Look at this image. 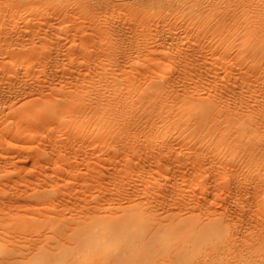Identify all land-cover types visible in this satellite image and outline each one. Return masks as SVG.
Listing matches in <instances>:
<instances>
[{"label":"bare ground","instance_id":"1","mask_svg":"<svg viewBox=\"0 0 264 264\" xmlns=\"http://www.w3.org/2000/svg\"><path fill=\"white\" fill-rule=\"evenodd\" d=\"M49 1V0H48ZM54 2H56L55 0H53ZM63 2V0H60V2ZM70 1H72V0H70ZM75 2H76V4L74 3V5H75V7H74V10L76 9L77 10V8H76V5H77V7H78V9H79V11L77 10V12L78 13H80V15H81V13H86V15H87V17H89L90 19L89 20H91L90 22H91V25L93 24V26L95 27V28H97L98 30H94L95 28L92 26V28H94V29H91V26H90V28L89 29H91V30H94V32H96V34H99L100 36L101 35H103V34H107V32H106V30H105V28H104V23H105V21H106V19L108 18V16L110 15V13H111V11H110V13H109V15H108V12H107V15H105V16H107V18L106 17H103L104 16V13H103V16H100L99 15V12H98V10H101V11H104V9H101V8H104V6L106 7V6H108L107 7V9L110 7V6H114V8L115 7H117L118 8V6H120V2H118V0H74ZM121 1V0H120ZM122 1H124V0H122ZM121 1V2H122ZM126 1V0H125ZM156 2V1H154V0H130L129 2H127V3H133L132 5L134 6V4H135V6L134 7H132L133 9H134V11L135 10H137V12L138 13H145V11L143 10V11H141L140 12V9H142L141 7H146L147 5L146 4H148V2ZM165 1V0H164ZM4 2H5V0H4ZM7 2H8V4H9V2L10 3H12V6H13V8H14V6L16 5H18L19 4V6L21 5V7H23V9H25V8H29L28 6H29V4H26L25 5V3H27L28 2V0H7ZM25 2V3H24ZM31 2V0L28 2V3H30ZM34 2V4H35V0L33 1ZM38 2V1H37ZM43 2H44V0H43ZM43 2H42V4L41 5H43ZM50 2L51 1H49V3L47 4V1H46V6H50L49 4H50ZM59 2V4H61ZM65 2H67L68 4H69V0L68 1H65L64 0V3ZM3 3V2H2ZM21 3V4H20ZM24 3V4H23ZM32 3V2H31ZM39 3V2H38ZM36 4V5H39V4ZM53 3V2H52ZM56 3H58V1L56 2ZM54 4V6H56L55 8L57 9V7L58 8H61L60 6L63 4H61V5H59L58 4V6H57V4ZM5 4V7L7 6L6 4L7 3H4ZM14 4V5H13ZM122 4H123V2H122ZM3 5V4H2ZM1 5V6H2ZM10 5V4H9ZM27 6V7H25V6ZM41 5L40 6H38L39 7V9H40V7H41ZM70 5V4H69ZM69 5H67L68 6V8H71ZM71 5H73V1H72V4ZM127 5V4H126ZM131 5V6H132ZM19 6H17L18 8H19ZM31 6V5H30ZM35 6V5H34ZM53 6V7H54ZM63 6H64V9L67 7V6H65L64 4H63ZM124 7H125V5H123ZM123 6H122V9H123ZM4 7V8H5ZM8 7H11V5L10 6H8ZM7 7V8H8ZM17 7H16V9H13V10H17ZM38 7H35V9H37L38 10ZM51 7V6H50ZM52 7V8H53ZM112 7H110L109 9H111ZM1 8V7H0ZM12 8V7H11ZM10 8V12H11V15L10 14H8V13H10L8 10H6V12L8 11V15L6 14V12H5V14H4V16H6V20H7V16L9 17V20L14 16L13 15V13H12V9ZM33 7H30L29 8V10H35V9H32ZM47 8V7H46ZM54 8V9H55ZM63 8V7H62ZM73 8V7H72ZM129 8V7H128ZM161 8H164L165 10H159L160 12H159V14H158V12H157V14L158 15H155L156 16V18L155 19H153V17H155L154 16V12L150 9V11H152L153 13H152V15H153V17H151L149 20H145L144 18V16H143V20H141V16L138 18V17H136L135 16V14L133 13V15H131V16H134V18L136 17L138 20H136L134 23H132L131 24V28H130V30H128V33L131 31V33H132V35H130V36H126V34H127V32H126V34H124L123 32V34L122 35H124L123 36V44H121L122 42L121 41H119V42H121V43H119V42H117L116 44H121V46L122 47H120V45L119 46H117V47H120V48H122L121 50L119 49V53L120 54H117V56H115L114 54L115 53H118L116 50H117V47L114 45V44H110V39H108L109 38V36H110V34H108L109 36H107L108 38H106L105 37V39H108V40H106L107 41V43H108V46L106 45V51L105 50H103L102 49V51H103V53H102V51L99 53V51H95L93 48H92V51H95L96 53H97V58H96V56L95 55H93V57L95 56V58H96V60L94 61V59H93V61L95 62V63H97L95 66H97L95 69H96V72L94 71V68L92 67V64H95L92 60H90V62L92 61L93 63L91 64H89L91 67H92V71H94V76L92 75V73H91V75L93 76V77H91L90 78V81L88 80V81H86L87 79H88V77H86L87 79L86 80H84L86 83L84 84V85H82L84 82H82V87L79 89V88H77L76 87V89H71L70 90V92H69V90L67 89H65V90H63V91H65V92H67V93H61L63 96L60 98L61 99V101H59V102H56L55 101V98H54V100H53V97H54V95H51V97L50 96H47V94L46 93H48L47 91L46 92H43V90H44V88H43V90L41 89V91L44 93V94H42V95H44V97L43 96H41L39 93V96L41 97V98H43L42 99V101L40 102L39 101V104H37L36 102H35V100L34 99H36L35 97H34V99H33V102H32V104L35 102V104L37 105V107L35 108V105H34V109H35V112L33 113L32 112V114L30 113L31 111H29V113L32 115V117L31 116H28V112L26 113V115L24 116L23 114H22V112H21V115L20 116H22L23 115V117H21V118H19V121L21 120V121H24L23 122V124H20V123H22L21 121H20V123L18 124V125H13L12 124V126H14V128H13V130L15 129V127H16V129L14 130V131H16L17 132V136H21V135H24V134H31V133H29L30 131L32 132V131H34V132H39V131H41L43 128H46L47 127V129L49 128L48 126H50L51 125V127H53L52 126V124H54L53 123V121H55V124H54V126L56 125V124H61V123H58L57 121L58 120H65V119H67V120H69V123L71 124L70 126H72V128H73V130H75L76 131V133H75V135H74V138H76L77 137V139L78 138H80V140L82 141L83 139H84V137H83V139H81L82 137H80L81 136V134L85 131V132H87V131H91L92 133L94 132V131H96V132H94V134H92V135H95V134H98V132L99 131H101V132H103V131H105L106 132V137H109L111 134H112V132L115 130V132L117 133V131H119L118 133H117V135L119 134V139L118 140H120L121 142H126L125 144L127 145V142H134V140H135V131H133V132H131V128H134V127H132V125L134 124V126H141L142 127V129L144 130V133L143 134H141V135H146V137L147 138H150V139H147L148 140V142L147 143H149V144H145L146 146H145V149L147 150L148 148V145H152V144H154V145H157V144H162L161 146H164V147H168L167 149H168V151L166 152L167 154H169L170 153V151H169V147H173L172 146V143H174L173 145H178V148L182 151V154H183V152L184 153H187V155H185V154H183V155H185V156H188V155H190L191 154V149H194V147L195 148H198L199 146H200V148H198V150L200 149V151H199V153L197 152V151H195V152H197L195 155H194V157L197 155V154H199V156H200V154H202L201 155V157H202V159H201V162L202 161H204V160H206L207 161V156L206 155H208V152H207V149H208V147L207 146H209L210 148H211V146H216L217 147V149L218 148H220L221 146H223V149L225 148V150H226V145H228L230 148H229V155H231L232 154V157L231 156H229L228 155V153H225L226 155H227V157H231L230 159L236 164V165H234V167L236 166V169L238 168V166H240V168L242 167H244L245 166V168H241L240 170H244V169H246V168H248V169H250V171H255V169H257L258 171H262V173L261 174H257L258 172H257V170L255 171L256 172V178L257 177H259L258 179V181H256V178L254 177V175H255V173H253V172H251V173H253L254 175H253V179H252V181L254 180L255 182H249L248 180L247 181H244V178L242 179V178H237V176H238V174L239 173H234L233 171H237L238 170V172L240 171L239 169H235L234 170V168H233V171H231V172H233L232 174L234 175V176H232V178L233 179H237L236 180V185L239 187V185L242 187V186H248L247 188H246V191H247V189L250 187L251 189H252V191L250 190V192H252L251 194H254V196L256 195H259V196H261V198L259 197V199L261 200L260 201V203L262 202L263 203V205H264V161H261L262 163L260 164V162H258V161H255L256 159L258 160L260 157H261V159H264V122L262 121L261 122V120L263 119L264 120V112H262V114H263V116H261V120H258V119H256V117H258L259 118V116H258V114H256V112L257 111H259V110H262V111H264V0H169L168 2H166ZM9 9V8H8ZM22 8L20 9V10H23ZM41 9H43V7H41ZM49 9V8H48ZM113 9V8H112ZM111 9V10H112ZM120 9H121V7H120ZM130 9V8H129ZM1 10V9H0ZM4 9H2L1 10V15H2V11H3ZM26 10V9H25ZM25 10H23L24 12H25ZM37 10H35L34 11V13L37 11ZM50 10V9H49ZM61 10V9H60ZM68 9H66L65 10V12L64 13H62L61 11H60V13H59V15L60 16H58V15H56V20L55 21H52V20H46V25H47V27H50V29L52 30V29H55V33L54 34H56L57 32H58V30L60 29V33L63 35V38L65 37L64 36V34H65V31H62V30H65V27L63 28V26H65V25H67V22H68V17L70 16L69 14V12L67 11ZM73 10V11H74ZM116 10H119V9H116ZM124 10H125V8H124ZM127 10V9H126ZM126 10L125 11H122L121 13H123V16H124V13H125V15H127V13H126ZM131 10V9H130ZM139 10V11H138ZM41 11V10H40ZM45 11H47L46 13H48V14H51V12L52 13H55V12H53L54 10H52L51 9V12L50 11H48L47 9L45 10ZM59 11V10H58ZM58 11H57V14H58ZM112 11H115L114 9L112 10ZM129 11V10H128ZM148 12H150L149 10H147ZM28 12V11H27ZM26 12V13H27ZM42 12H43V10H42ZM42 12H40V13H42ZM75 12V11H74ZM105 12V11H104ZM106 12H105V14H106ZM118 13H119V11H117ZM131 12H132V10H131ZM136 12V11H135ZM148 12H146V16L147 17H149V16H152L150 13H148ZM15 13V12H14ZM19 13H21V12H19ZM33 13V14H34ZM37 13V12H36ZM35 13V14H36ZM39 13V12H38ZM37 13V16H39L40 15V13L38 14ZM45 13V14H46ZM69 13V14H68ZM73 13V12H72ZM76 13V12H75ZM102 13V12H101ZM112 13H114V12H112ZM130 13V12H129ZM128 13V14H129ZM16 14H17V11H16ZM22 14V13H21ZM27 14H29V12L27 13ZM32 14V13H31ZM30 14V15H31ZM43 14V13H42ZM42 14H41V16H40V18L42 17ZM56 14V13H55ZM115 14V13H114ZM132 14V13H131ZM162 14V15H161ZM13 15V16H12ZM44 15V14H43ZM54 15V14H53ZM76 15V14H75ZM118 15L119 14H117V16H115L116 18H120V17H118ZM121 15V14H120ZM130 15V14H129ZM128 15V16H129ZM136 15H137V13H136ZM140 14H138L137 16H139ZM144 15V14H143ZM19 16V15H18ZM28 16V15H27ZM45 16V15H44ZM43 16V17H44ZM50 15H48V17H49ZM83 16V15H82ZM81 16V17H82ZM112 16V15H111ZM114 16V15H113ZM123 16H122V18H123ZM131 16H129L128 18L130 19V17ZM1 17V16H0ZM15 17H17V16H14L13 18L15 19ZM26 17V16H25ZM35 17V16H34ZM33 17V18H34ZM46 17H47V15H46ZM52 17H54V16H51V19H52ZM76 18H77V15L75 16ZM12 18V19H13ZM28 18H29V16H28ZM70 18H72V16H70ZM109 18H110V16H109ZM108 18V19H109ZM115 18V19H116ZM121 18V19H122ZM127 18V17H126ZM127 18V19H128ZM132 18V17H131ZM5 19V18H4ZM19 19H21V17L19 18ZM26 19H27V17H26ZM39 19V18H38ZM41 19H43V18H41ZM74 19V18H73ZM72 19V21H74ZM83 18H81V20H82ZM95 19V20H94ZM111 19V18H110ZM121 19H119V20H121ZM3 19L1 18V20L0 21H2ZM5 20V21H6ZM8 20V21H9ZM16 20H18L17 18H16ZM21 20H24V17H23V19H21ZM35 20V19H34ZM34 20H33V22L32 21H29V22H31L32 23V25L34 24V26L36 25V22H37V24H38V21H40V19L38 20V21H36V22H34ZM44 20V19H43ZM43 20H41V21H43ZM78 20H80V19H78ZM88 20V21H89ZM117 20V19H116ZM123 20L125 21L126 19H124L123 18ZM130 20H134V19H130ZM145 20V21H144ZM12 21V20H11ZM15 21V20H14ZM26 21V20H25ZM25 21H23V22H25ZM76 21V20H75ZM83 21H85V19L83 20ZM95 21V22H94ZM111 21V20H110ZM109 21V22H110ZM10 22V21H9ZM27 23H29L28 21H26ZM48 22V23H47ZM69 22H71L70 20H69ZM77 23H78V21H76ZM89 22V23H90ZM113 22V21H112ZM116 22V21H115ZM119 21H117V23H118ZM127 22V21H126ZM130 21H128V23H129ZM132 22V21H131ZM8 23V22H7ZM17 23V22H16ZM20 23H21V21H20ZM20 23H18V24H20ZM26 23V24H27ZM31 23H30V25H31ZM43 23V22H42ZM75 23V22H74ZM77 23H75V24H73L74 26H76L77 28H78V26H80L79 25V23L77 24ZM106 23H107V21H106ZM120 24H121V22H119ZM2 24H3V22H2ZM9 24V23H8ZM7 24V25H8ZM13 24V22L12 23H10L9 25H12ZM17 24V25H18ZM26 24H25V27H26ZM40 24H41V22H40ZM80 24H81V22H80ZM84 24H86V23H84ZM83 24V25H84ZM113 24V23H112ZM112 24H110V25H112ZM115 25L114 26H116V23H114ZM1 25V24H0ZM4 25V24H3ZM2 25V26H3ZM8 25V26H9ZM13 25H15V23L13 24ZM24 25V24H23ZM23 25H21V26H23ZM78 25V26H77ZM83 25L81 24V26L79 27L80 29H81V27H82V31H83ZM90 25V24H89ZM88 25V26H89ZM107 25H109V23L107 24ZM106 25V26H107ZM109 25V26H110ZM123 25V24H122ZM124 25H125V23H124ZM124 25H123V27H124ZM28 26V25H27ZM40 26V25H39ZM71 26V25H70ZM87 25H85V27H86ZM87 26V27H88ZM105 26V27H106ZM129 25L127 24V27H128ZM12 27V26H11ZM14 27H17V26H14ZM33 27V26H32ZM44 27H45V25H44ZM43 27V28H44ZM73 27V26H72ZM71 27V28H72ZM112 27H113V25H112ZM119 27L122 29L123 27H121L120 25H119ZM126 27V26H125ZM6 28V27H5ZM13 28V27H12ZM30 28V27H29ZM38 28V27H37ZM40 28H42V27H40ZM61 28H63L62 30H61ZM73 28H75V27H73ZM72 28V29H73ZM107 28V27H106ZM120 28H115V30H118L119 31V29ZM17 29V28H16ZM22 29V28H21ZM24 29H27V27L26 28H24ZM34 29H35V27H34ZM70 29V28H69ZM68 29V30H69ZM88 29V28H87ZM107 29H111L110 27L109 28H107ZM127 29V28H126ZM126 29H123V30H126ZM6 30H8V29H6ZM5 30V31H6ZM11 30V29H10ZM44 30V29H43ZM46 30H47V32H48V29L46 28ZM51 30H49L50 32H53V31H51ZM3 31V30H2ZM9 31V30H8ZM8 31H6V32H8ZM15 31V30H14ZM26 31V30H25ZM30 31H32V29L30 30ZM29 31V32H30ZM38 31V33L41 31H39V29L37 30ZM36 31V32H37ZM62 31V32H61ZM82 31H76L77 32V34L78 33H81ZM87 31V30H86ZM89 31V30H88ZM143 31V32H142ZM6 32H4L5 34H6ZM36 32H34L33 33V31H32V33H33V35L35 34V36H36ZM44 34H45V31H42ZM41 32V33H42ZM69 32H72V31H70L69 30ZM84 32H85V30H84ZM84 32L82 33L83 35H85L84 34ZM90 32V31H89ZM106 32V33H105ZM115 32V31H114ZM1 33H3V32H1ZM0 33V34H1ZM16 33V32H15ZM18 33V32H17ZM23 33H25L24 31H23ZM23 33L21 34V35H23ZM49 33V32H48ZM47 33V34H48ZM64 33V34H63ZM75 33V32H74ZM92 33V32H91ZM108 33H110V30H109V32ZM111 33H112V30H111ZM117 33H119L120 34V32H117ZM142 33H147V38L148 39H145V38H143V37H145V35L144 36H142ZM28 34V33H27ZM30 34V36H31V33H29ZM29 34H28V36H27V38H26V40H29L28 39V37H29ZM43 34V37L45 36ZM50 34H52V33H50ZM71 34V33H70ZM69 34V35H70ZM81 34V35H82ZM87 34H90V33H86V35ZM94 34V33H93ZM114 34V33H113ZM40 35H42V34H40ZM58 35H60V34H58ZM82 35V36H83ZM85 35V36H86ZM92 35V34H91ZM116 35V34H115ZM3 36H6V35H3ZM3 36H2V38H3ZM11 37H13V35H10ZM19 36V35H18ZM18 36H16V34H15V38L16 37H18ZM35 36H32V37H34L35 38ZM51 36H54V35H51ZM68 36V35H67ZM66 36V37H67ZM84 36V37H85ZM90 36V35H89ZM96 35L94 34L92 37H93V39L94 38H98V35H97V37H95ZM111 36H112V34H111ZM110 36V37H111ZM114 36V35H113ZM112 36V39L111 40H113V38L115 37H113ZM118 36V35H117ZM142 36V37H141ZM7 37H8V35H7ZM10 37V38H11ZM25 37V36H24ZM46 37V36H45ZM48 37V36H47ZM55 37H57V36H55ZM62 36H60V38H61ZM76 37V34H72V35H70L69 37H67L68 39L70 38L71 39V42L72 41H74V38ZM92 37H91V39H92ZM121 37V36H120ZM120 37H117V38H120ZM130 37V38H129ZM14 38V39H15ZM22 38V37H21ZM39 41H40V38L41 37H36ZM77 38H78V36L76 37V39H75V41L77 40ZM87 38H88V35H87ZM102 38V37H101ZM5 39V38H4ZM18 38H16V40H17ZM20 39V38H19ZM32 39L33 38H31V41H32ZM44 39H46V38H43L42 39V41H44ZM48 39V38H47ZM46 39V40H47ZM67 39V40H68ZM78 39H80V38H78ZM82 39V38H81ZM89 39H90V37H89ZM89 39H82V41H79L78 43H80V42H82V45L83 46H85V47H82V48H84L83 50H84V52L86 51L85 49H86V47H90V46H88L90 43H91V41L89 40ZM104 39V38H103ZM102 39V40H103ZM104 39V40H105ZM116 39V38H115ZM120 39V40H121ZM6 40V39H5ZM10 40H12V39H10ZM9 40V41H10ZM15 40V42H17ZM23 40H25V39H23ZM36 40V39H35ZM34 40V41H35ZM49 40V39H48ZM48 40L46 41V42H48ZM52 41H54V40H56V39H51ZM58 40H60L59 38H58ZM66 40V41H67ZM97 40V42H98V40L99 41H102V40H100V39H96ZM116 40H119V39H116ZM0 41H2V40H0ZM14 41V40H13ZM42 41H40L41 42V44H44V42H42ZM63 41H64V39H63ZM88 41H90L88 44H87V42ZM106 41H103V42H106ZM109 41V42H108ZM12 42V41H11ZM20 42H22V41H20ZM20 42H17L18 44H20ZM23 42H25V41H23ZM51 42V41H50ZM49 42V43H50ZM55 42V41H54ZM53 42V43H54ZM59 42V41H58ZM70 42V41H69ZM102 42V43H103ZM26 43V42H25ZM28 43H30L31 44V42L30 41H28L26 44H28ZM34 43V42H33ZM56 43V42H55ZM54 43V44H55ZM66 43H68V42H66ZM65 43V44H66ZM76 43V42H75ZM95 43V41L93 40V44ZM102 43H95L96 44V46H95V48L98 46L97 44H102ZM112 43H115V41H112ZM0 44H1V42H0ZM2 44H3V42H2ZM5 44V43H4ZM25 44V45H26ZM39 45H40V43H38ZM48 44V43H47ZM77 44V43H76ZM92 44V43H91ZM110 44V45H109ZM22 44H20V46H21ZM35 45L37 46V40H36V43H35ZM38 45V46H39ZM60 45H61V43H60ZM75 45V44H74ZM73 45V46H74ZM80 45V44H79ZM7 46V40H6V45L4 46V47H6ZM8 46H9V42H8ZM11 46V45H10ZM41 46V45H40ZM47 46H49V45H47ZM53 46V45H52ZM65 46H67L66 48L67 49H69V47L71 48V51L73 52V46L72 45H65ZM64 46V42H63V47H65ZM77 46H78V44H77ZM81 46V45H80ZM80 46L78 47V48H80ZM92 46H94V45H92ZM91 46V47H92ZM1 47V46H0ZM12 47V46H11ZM14 47H17V46H14ZM13 47V48H14ZM22 47V46H21ZM33 47H34V45L32 46V50H34L33 49ZM55 47V46H54ZM57 47H58V45H57ZM60 47H62V46H60ZM90 47V48H91ZM105 46H100L99 47V49H101V48H104ZM7 48V47H6ZM13 48H12V50L11 49H5L6 50V54H4L5 56H7V58L10 56V51H9V54L7 53V50H11V56L13 55V54H15V56H13L12 58H9V59H11L10 60V63L9 62H7V61H5L6 60V58H5V60L4 59H2L3 60V63L4 62H7V63H4V65L5 64H7L8 65V63L11 65L10 66V68H8L7 69V67H6V65L4 66L3 65V67H6L5 69L4 68H2V66H0L2 69H3V71L5 72L6 71V69H7V71L9 70V72H13V70L11 71V67L12 66H18V67H22L23 66V63H27V65L26 64H24V65H26L25 67H29L28 65L30 64V59H28V55H26L27 54V52H28V54H29V50L28 49H30V47L29 48H27V52H26V54H24V52H23V49H22V52H23V55H26V57H27V59H28V61H29V64H28V61H24L25 60V56H22L23 58H21L19 55L20 54H17V51H16V53L15 52H13ZM18 48V47H17ZM16 48V49H17ZM20 48V47H19ZM18 48V49H19ZM43 48V49H42ZM44 48L46 49V44H45V47H44V45L42 46V47H39V48H37V49H42V50H44ZM48 49H49V47H47ZM50 48H52L51 47V45H50ZM65 48V49H66ZM78 48H76V46H75V48L74 49H77V51H79L78 50ZM163 48L165 49V50H167L168 52H170L169 51V49H171V51H172V54L173 55H171V57H170V54H171V52L170 53H168L167 51H164V52H167L166 53V56L164 57V55L162 56V54H164V52L162 51L163 50ZM2 49V48H1ZM0 49V50H1ZM17 49V50H18ZM55 50H56V48H54ZM58 49V48H57ZM64 49V48H63ZM65 49H64V51H65ZM98 48L96 49V50H99ZM105 49V48H104ZM4 50V51H5ZM20 50V49H19ZM25 50H26V48H25ZM31 50V49H30ZM47 50V49H46ZM51 50H53V49H50V51ZM82 50V49H81ZM80 50V51H81ZM150 51V52H152V50L153 51H157L158 53H154V54H159V52H160V54L159 55H161L160 57H162V58H160L159 57V55H157L158 57H152L151 56V54L153 53H151V54H146L147 53V51ZM3 50H1L0 52H2ZM36 49L34 50V51H31V53H36ZM39 51V50H38ZM71 51H69L70 53H69V55L71 54ZM75 51V50H74ZM76 51V52H77ZM87 51H88V49H87ZM91 49H90V54H89V52H87L88 53V57H91V58H93L92 57V54H91ZM105 51V52H104ZM116 51V52H115ZM148 51V52H149ZM18 52H20V51H18ZM46 52H48V50L46 51ZM46 52H45V54H46ZM56 52V51H55ZM59 52V51H58ZM63 52V51H62ZM83 52V53H84ZM95 52H92V53H95ZM111 52L113 53V55H114V57L116 58V57H118V55H122V57L121 56H119L120 58H121V64H123V63H125V65L123 64V66H125V67H131V69H133V71H135L134 69H136V65H135V63L137 62V60H140L139 58H143V62L140 60V62L142 63V69L141 70H139L138 69V73H137V71L135 72V73H137L136 75L135 74H131L132 76H129L130 74H128L127 75V71L129 72V70H127L128 68H126V69H124V68H121L122 70L124 69V70H127V71H123L122 72V70H120L121 71V73H119V67H121L122 65H119L118 64V62H120V61H118L117 60V58H116V60L118 61H115V58H114V61H115V63H117V64H115V65H111L110 63H109V61H108V59L110 58V57H112L111 56ZM149 52V53H150ZM161 52H163L162 54H161ZM32 54V56H34V58H36V56H38V55H43V53H40V51H39V53L35 56V54ZM53 53H54V51L52 52V56H53ZM75 53V52H74ZM79 54H80V52H78ZM78 53H76V54H78ZM2 54H3V52H2ZM1 54V55H2ZM56 54V53H55ZM60 54H61V52H60ZM64 56L63 57H65V55L66 54H68V51L66 50V54H65V52L64 53H62ZM73 54V53H72ZM71 54V56H73V55H75V54H73L72 55ZM78 54V55H79ZM82 54V53H81ZM80 54V55H81ZM86 54V53H85ZM85 54H82V56L83 57H85V59H87L86 58V55ZM30 55V54H29ZM49 55V54H48ZM57 55V54H56ZM77 55V56H78ZM79 55V56H80ZM89 55H91V56H89ZM32 56H30L31 57V59H33L32 58ZM68 56V55H67ZM71 56H69V58L71 59ZM76 56V57H77ZM138 56H143V57H138ZM25 57V58H24ZM40 57V56H39ZM39 57H37L35 60H38V58ZM60 57V59H62V57H61V55L59 56ZM75 57V56H74ZM83 57H82V59H83ZM119 57H118V59H119ZM1 58H3V57H0V59ZM41 58V57H40ZM39 58V59H40ZM46 58H49V56H44V59H46ZM51 58H53V57H51ZM66 58V57H65ZM138 58V59H137ZM175 58H178V60L177 59H175ZM8 59V60H9ZM23 59V60H22ZM26 59V60H27ZM50 59V58H49ZM67 59V58H66ZM72 59H73V57H72ZM84 59V60H85ZM98 59V60H97ZM110 59H112V58H110ZM109 59V60H110ZM136 59V60H135ZM174 61H173V60ZM22 60V61H21ZM52 60V59H51ZM51 60H48V61H51ZM57 60H58V58H57ZM65 60V59H64ZM79 60V59H78ZM78 60L76 61V64L77 65H79V64H81V62L78 64ZM80 60H81V58H80ZM83 60V62H85ZM88 59H87V61H89ZM123 60V61H122ZM170 60H172V62H175V60H176V63H175V65H172L173 66V68L175 69L176 68V65H177V68H178V70H171V69H173L172 68V66H171V61ZM33 61V63H34V60H32ZM32 61H31V63H32ZM47 61V60H46ZM46 61H43L44 62V68H43V66L41 67L42 69H44V70H41V71H39L36 67H35V69H37L38 71H39V74H37V75H39L40 77L41 76H43V77H45V75H49L50 77H53V76H56L55 78H57V77H60L57 73H62L61 71L63 70H61V71H59L58 72V69H56V66H55V68H54V65L55 64H57V63H55V64H51L50 65V67H48L47 68V64H45V62ZM48 61H47V63H48ZM53 62L54 61H56V59L55 60H52ZM59 61V60H58ZM62 61V60H61ZM70 61V60H69ZM73 61V60H72ZM74 61V62H75ZM97 61V62H96ZM113 61V60H112ZM42 61H40V63H41ZM43 62H42V65H43ZM73 62V63H74ZM123 62V63H122ZM139 62V61H138ZM2 63V62H1ZM0 63V64H1ZM32 63V64H33ZM59 63V62H58ZM60 63H66L67 64V61L66 62H60ZM69 64L71 63V62H68ZM85 63H89V62H85ZM111 63H114V62H111ZM127 63H129V65H131V66H127ZM141 63H138L137 65H139V64H141ZM37 63L35 62V65H36ZM39 64V63H38ZM50 64V63H49ZM72 64V63H71ZM70 64V67L72 66ZM84 64V63H83ZM186 64H188L187 65V67H188V69H186ZM34 65V64H33ZM74 65V64H73ZM89 65H87L88 66V68H89ZM191 66V69L189 70V67ZM194 65V66H193ZM9 66V65H8ZM41 66V65H40ZM39 66V67H40ZM59 66H61V64H59ZM64 66H65V69L67 68V70H69V69H71L72 70V68H70L69 66V69H68V67H66V65L64 64ZM86 66V65H85ZM136 66V67H135ZM140 66V67H141ZM171 66V67H170ZM30 67H32V66H30ZM29 67V71L31 70V68ZM34 67V66H33ZM32 67V68H33ZM62 68H64L63 66H61ZM60 67V68H61ZM73 67V66H72ZM74 67H75V65H74ZM77 67V66H76ZM81 67H82V65H81ZM135 67V68H134ZM139 67V66H138ZM137 67V68H138ZM0 68V69H1ZM16 68V67H15ZM24 68V67H23ZM77 68H80L79 66L77 67ZM76 68V69H77ZM83 68V67H82ZM2 69H1V72L0 73H2ZM18 69V68H17ZM17 69H16V72H18L19 73V70L17 71ZM20 69H22V68H20ZM34 69V68H33ZM54 69H56L57 71H55ZM81 69V68H80ZM85 68H83V70H84ZM87 69V68H86ZM84 70V71H87V70ZM25 70V71H24ZM27 68L26 69H23V71L22 72H20L21 74H19V76L17 77V76H14L15 77V79H14V81H13V79L12 78H9V76L10 75H14V74H12V73H10L9 74V72H8V75L9 76H5L6 78L4 79V78H2V79H4L3 81H0V101H1V103L0 104H2V108H3V106L4 107H6L7 109H4V110H6V112H9L10 110V112L9 113H11V115H8L7 117H5V119H4V121H3V125L5 126V125H11L10 123H12L13 122V119L15 118L14 117V114L16 115L17 114V112L18 111H15L16 113H12V109H16L15 107L13 108V105H15L16 104V102L18 103V101H21V100H23L22 99V97L24 98V95L27 93L26 91V88H25V84H23V85H21V86H17V82H20V81H22L23 80V77L25 76V72L27 73ZM82 70V69H81ZM6 71V72H7ZM44 71L46 72V74L44 73ZM66 70H63V72L64 73H66L65 72ZM84 71H82V72H84ZM31 72V71H30ZM29 72V73H30ZM32 72H34V70H32ZM37 72V71H36ZM35 72V73H36ZM40 72H42L41 74L42 75H40ZM70 72H72V71H70ZM75 71L73 70V73H74ZM78 72H79V75L81 74L80 73V70H78ZM131 72V71H130ZM15 73V72H14ZM28 73V74H29ZM38 73V72H37ZM76 73H77V71H76ZM124 73H126V76H124L123 74ZM5 74H7V73H5ZM28 74H26V76L28 77L29 75ZM78 74V73H77ZM83 75H80V76H82V78L80 77L79 79H85L83 76H85L84 75V73H82ZM87 74V73H86ZM3 76H4V74H2ZM1 75V76H2ZM15 75H17L16 73H15ZM30 75H32V74H30ZM34 75V74H33ZM64 75V74H63ZM69 75V71H68V73H67V76ZM90 74H88L87 76H91ZM121 75H123L124 77H122L121 78ZM1 76H0V79H1ZM2 76V77H3ZM49 76H48V79H49ZM11 77V76H10ZM13 77V76H12ZM13 77V78H14ZM34 77H36V74L34 75ZM72 77L73 78H75V75L73 74L72 75ZM71 76H70V78H72ZM76 77H77V75H76ZM39 78V77H38ZM46 78V77H45ZM54 78V79H55ZM67 78H69V77H67ZM72 78V79H73ZM33 79V78H32ZM31 78L29 79V82H33V80H32ZM43 78H39V80L40 81H43L42 80ZM64 79H66V78H64ZM64 79H62V77L60 78V80H64ZM76 79V78H75ZM74 79V80H75ZM77 79H78V77H77ZM27 80H28V78H27ZM31 80V81H30ZM50 80V79H49ZM56 80V79H55ZM54 80V81H55ZM70 79H68V81H69ZM16 81V82H15ZM36 81H37V79H36ZM39 81V82H40ZM45 81H47L48 82V80H45ZM45 81H44V83H45ZM52 82H53V79L51 80ZM67 81V80H66ZM65 81V82H66ZM67 81V83L69 84V82ZM81 81H83V80H80L79 81V83H81ZM24 82H26V81H24ZM52 82H50V83H52ZM71 82H73V84H75L74 83V81L72 80ZM76 82H77V80H76ZM16 83V84H15ZM21 83V82H20ZM34 83H35V81H34ZM34 83H32V85L30 86V88H29V86L27 87L28 89H31L32 88V86H34L33 84ZM43 83V82H42ZM55 83V82H54ZM58 83L60 84V82L58 81ZM58 83L56 84V86L58 85ZM78 82H77V84H79ZM36 84H38L37 82H36ZM48 84V83H47ZM65 84V83H64ZM64 84L62 85L63 87H64ZM72 84V83H71ZM71 84H69V85H71ZM72 84V85H73ZM27 85V84H26ZM39 85H41V82L39 83ZM61 85V84H60ZM65 85H67V84H65ZM45 86H48V85H46V83H45ZM50 86H54V85H50ZM50 86H49V88H50ZM55 86V87H56ZM59 86V85H58ZM75 86H77L76 84H75ZM74 85H73V87H75ZM80 86V85H79ZM39 87V86H38ZM63 87H60L61 88V90L63 89ZM66 87H70V86H66ZM34 88H36V86L34 87ZM40 88H41V86H40ZM40 88H38L39 90H40ZM59 88V87H58ZM58 88H55V89H57L55 92H57L58 91ZM52 89V88H51ZM50 89V90H51ZM70 89V88H69ZM26 90V91H25ZM35 90H37V89H35ZM39 90H37V92L39 91ZM45 90H46V88H45ZM50 90H48V91H50ZM26 92V93H25ZM35 92V91H34ZM54 92V90L52 91V93H55ZM31 93V92H30ZM50 93V92H49ZM59 93V92H58ZM28 94V93H27ZM26 94V95H27ZM60 94V93H59ZM49 95V94H48ZM65 95V96H64ZM236 95V96H235ZM59 96V95H58ZM57 95H55V97H58ZM27 97H28V95H27ZM26 97V98H27ZM37 98H38V95L36 96ZM40 97H39V100H41L40 99ZM60 97V96H59ZM65 97V98H64ZM32 98L33 97H31V99L29 98V100H32ZM59 99V100H60ZM28 99H27V101H29ZM56 100H57V98H56ZM15 102V104H13L12 105V102ZM26 101V100H25ZM25 101H22L23 103H21L20 105H22V108H24L25 106L27 107V104L24 106L23 104H25L24 102ZM38 101V100H37ZM58 101V100H57ZM16 105H19V104H16ZM28 105H30V104H28ZM1 107V106H0ZM12 107V109H10ZM29 108L31 107V105L30 106H28ZM1 108V110H3ZM18 108H20V107H18ZM17 108V109H18ZM22 108H20V110L22 109ZM28 108V109H29ZM10 109V110H9ZM16 109V110H17ZM32 109V108H31ZM44 109H46V110H49L50 111V118H42V119H40V116H39V114H40V112L42 111V110H44ZM3 110V111H4ZM20 110H19V114H20ZM24 110V109H23ZM13 111V112H14ZM33 111V110H32ZM254 111H255V113H254ZM248 114H246V113ZM251 112H253V114L255 115V117H251L250 119H249V117H250V113ZM9 113H7V114H9ZM39 113V114H38ZM257 113H259V112H257ZM6 114V113H5ZM4 114V112L2 113V115H0V119L2 118V116L3 115H5ZM13 114V115H12ZM36 114L39 116V117H34V115L36 116ZM45 114V113H44ZM49 114V113H48ZM246 114V115H245ZM252 114V115H253ZM262 114H260V115H262ZM40 115H42V113L40 114ZM251 115V116H252ZM46 116H47V114H46ZM45 116V117H46ZM34 117V118H33ZM11 119V120H10ZM16 119H17V116H16ZM249 119V120H248ZM85 122H84V121ZM12 121V122H11ZM2 122V121H1ZM15 122L17 123V121L15 120ZM60 122V121H59ZM68 123V122H67ZM1 125V124H0ZM68 125V124H67ZM58 126V125H57ZM61 126L63 127V125H60V126H58V127H53V129L55 128V129H57V130H59V131H57V132H60L61 130L59 129V128H61ZM70 126H68V127H70ZM11 127V126H10ZM114 127H116L115 129H114ZM172 127V129H171V134L170 133H168V132H170L169 130H170V128ZM63 128H65L66 130H67V127H63ZM72 128H69L70 130H72ZM138 128V127H137ZM47 129H44L43 130V132H45V131H47ZM52 129V128H51ZM54 129V130H55ZM68 129V130H69ZM116 129H118V130H116ZM11 130H12V127H11ZM10 130V132H12ZM39 130V131H38ZM62 130H64V129H62ZM66 130H64V131H66ZM69 130V131H70ZM82 130V133L80 132H77V131H81ZM113 130V131H112ZM136 130V129H135ZM140 130V129H139ZM23 131H27L26 133H24ZM29 131V132H28ZM98 131V132H97ZM33 132V133H34ZM48 132H49V130H48ZM51 132H53V130L51 131ZM54 132H56V131H54ZM63 132V131H62ZM101 132H99L100 133V135L102 134ZM139 132H141V131H139ZM139 132H137V134H139ZM1 133V132H0ZM20 133H22V134H20ZM24 133V134H23ZM42 133V132H41ZM40 133V134H41ZM47 133V132H46ZM65 133H68L69 135H70V133L69 132H65ZM73 133V134H74ZM135 133V134H134ZM148 133V134H147ZM170 134V135H168V138H167V140L165 141L164 139H166V137H165V135L166 134ZM10 134V133H9ZM16 134V133H15ZM35 134L36 133H34L33 135H34V137H35ZM43 134V133H42ZM41 134V137H44V135H42ZM51 134H53V133H51ZM55 134V133H54ZM59 134V133H58ZM90 134V135H91ZM114 134V133H113ZM0 135H2V134H0ZM32 135V134H31ZM30 135V136H31ZM33 135H32V137H33ZM47 135V134H46ZM45 135V136H46ZM50 135V134H49ZM56 135H57V133H56ZM60 135V134H59ZM62 135H64L63 133H62ZM83 135V134H82ZM84 135H85V133H84ZM86 135H88V133L86 134ZM104 136H105V134H103ZM103 135H101L103 138H105ZM4 136V135H3ZM28 136V135H27ZM37 136V135H36ZM40 136V135H39ZM71 138L73 137L72 136V133H71ZM97 136V135H96ZM96 136H95V138H96ZM112 136V135H111ZM111 136H110V138H111ZM116 135H113V137H115ZM137 136V135H136ZM167 136V135H166ZM169 136H171V138H169ZM8 137H9V135H8ZM59 136L57 135V138H58ZM67 137V136H66ZM88 137H89V135L87 136V140H89L90 139V137H89V139H88ZM92 137H94V136H92ZM100 136H99V134H98V138H99ZM118 137V136H117ZM117 137H115L114 139H116ZM140 137V135L138 136V138H137V140L138 139H140L139 138ZM143 137V136H142ZM5 138H7V137H5L4 136V139ZM21 138H23V136L21 137ZM20 138V139H21ZM50 138L52 139V141L54 140V136H50ZM74 138H72V139H74ZM98 138H96V139H98ZM103 138H101L100 139V142H102V140H104ZM164 138V139H163ZM2 139H3V137H2ZM4 139H3V141H4ZM26 139H27V137H26ZM25 139V140H26ZM30 139V138H29ZM35 139V138H34ZM36 139H37V137H36ZM46 139H49V138H47L46 137ZM63 140L65 139V136H64V138H62ZM61 138L59 139L60 141L62 140ZM67 139V138H66ZM70 139V138H69ZM72 139H70V140H72ZM85 139V141H87ZM108 139V138H107ZM107 139H105L104 140V143L102 142V143H100V142H96V141H94V143H92L93 141H88V144H87V146H90V145H96L95 144V142L97 143V145L96 146H98V145H100V149L102 148V147H104V146H102V144L103 145H105V142H106V140ZM112 139V138H111ZM113 139V140H114ZM143 138H141V140H142ZM145 139V138H144ZM151 139H153V143H152V141H150ZM62 140V141H63ZM68 140V139H67ZM67 140H64L65 142L64 143H67L68 141ZM117 140V141H118ZM136 140V141H137ZM12 141V140H11ZM37 142H38V140H36ZM36 141H34V142H36ZM58 141V140H57ZM59 141V142H60ZM67 141V142H66ZM78 141V140H77ZM80 141V142H81ZM116 141V143H119V142H117ZM7 142V144L9 145V141H6ZM41 142H44V141H41ZM40 141H39V143H41ZM47 142V141H46ZM54 143L56 142V141H53ZM72 142H73V140H72ZM75 142V141H74ZM73 142V143H74ZM79 142V141H78ZM84 142V141H83ZM90 142H91V144H90ZM107 142H109V143H112L113 142V146L115 147V149H116V147L117 146H119V147H121V145H118L117 144V146H115L116 144L114 143L115 141H107ZM141 142V141H140ZM13 142H11V144H12ZM16 143V142H15ZM45 143V142H44ZM51 143V142H50ZM70 143V141L67 143V144H69ZM73 143H71V144H73ZM84 143H86V142H84ZM109 143H106V147L107 146H109L110 144ZM131 143H130V145H131ZM135 143V142H134ZM134 143H132V144H134ZM138 143V144H137ZM137 143H135V144H137V145H135V148H134V145L132 146L131 145V147L129 146V143H128V146H126L127 147V149L128 148H134V152L136 151L135 149L137 148V146H140L141 147V145H139V142L137 141ZM142 143H143V141H142ZM145 143V142H144ZM2 144V143H1ZM3 144H5V143H3ZM18 145H19V143H17ZM26 144V143H25ZM28 144V143H27ZM30 144V143H29ZM32 144V143H31ZM30 144V145H31ZM36 144V143H35ZM47 144V146H48V143H46ZM46 144L44 145V146H46ZM57 144H61V143H56V145ZM76 144V143H75ZM90 144V145H89ZM107 144H109V145H107ZM115 144V145H114ZM119 144H122V143H119ZM125 144H123L122 146H124ZM167 144H169V145H167ZM220 144H222L221 146H220ZM226 144V145H225ZM14 145V144H13ZM18 145H16L17 146V148H20V147H18ZM22 144H20L19 146H21ZM38 145V144H37ZM55 145V144H54ZM54 145H52V147H51V149L53 148V146ZM55 145V146H56ZM62 145L63 144H61V147H62ZM74 145V144H73ZM93 145V146H94ZM12 146V145H11ZM10 146V147H11ZM25 146V145H24ZM24 146H22V147H24ZM32 146H34V145H31L30 147L32 148ZM36 146V145H35ZM35 146H34V148H35ZM47 146H46V148H47ZM49 146H50V144H49ZM54 146V147H55ZM69 146V145H68ZM68 146H66V147H63V148H68ZM72 145H70V147H71ZM75 146H77V144L75 145ZM74 146V147H75ZM78 146H80V145H78ZM82 146V145H81ZM86 146V145H85ZM96 146H94L95 148H97ZM102 146V147H101ZM142 146H143V144H142ZM190 146H192L191 148H190ZM219 146V147H218ZM9 147V146H8ZM14 147V146H13ZM21 147V148H22ZM27 147V146H26ZM25 147V148H26ZM30 147H29V149H30ZM39 146H36V148L37 149H39L38 148ZM41 147V146H40ZM69 147V148H70ZM73 146L71 147V149L72 148H74ZM82 147H84V146H82ZM91 147L92 146H90L89 148H90V150L91 151H93V150H95V148L94 147H92V149H91ZM119 147H117V148H119ZM126 147H122V149H124L125 150V148ZM152 147V146H151ZM154 147V146H153ZM21 148L19 149V150H21ZM45 148V147H44ZM44 148H42V150L44 149ZM45 148V149H46ZM57 148V147H56ZM68 148V149H69ZM79 148V147H78ZM84 148H86V147H84ZM88 148V147H87ZM88 148V149H89ZM94 148V149H93ZM108 148V147H107ZM110 148H111V145H110ZM110 148H108L109 150H110ZM132 148V149H133ZM213 148V147H212ZM24 149V148H23ZM22 149V150H23ZM50 149V150H51ZM54 149V148H53ZM58 149H59V147H58ZM61 149V148H60ZM68 149H62V150H65V151H67ZM74 149H76V148H74ZM74 149H72V150H68V151H71V153H73L72 151L74 150ZM82 150H83V148H81ZM112 149H114L113 147H112ZM132 149H130V151H132ZM142 149V148H141ZM150 149V148H149ZM155 149V148H154ZM158 149V148H157ZM160 149H161V147H160ZM166 149V148H165ZM173 149V148H172ZM171 149V152L172 151H174L175 152V150H172ZM177 149V148H176ZM214 149V148H213ZM212 149V150H213ZM14 150V149H13ZM15 150H17V149H15ZM15 150H14V152H15ZM18 150V151H19ZM36 150V149H35ZM35 150H34V152H35ZM47 150H49V148L47 149ZM46 150V151H47ZM77 150V149H76ZM78 150H80V149H78ZM86 150V149H85ZM90 150H89V154L91 155V154H97L98 155V153L96 152V153H91L90 152ZM96 150H98L99 151V149H96ZM102 150V149H101ZM118 150H121V149H118ZM138 150H139V148H138ZM137 150V151H138ZM145 150V151H146ZM197 150V149H196ZM210 150V149H209ZM216 150V149H215ZM219 150V149H218ZM214 151L213 153L214 154H216V156H217V153L219 152V151ZM225 150H224V152H225ZM4 151V150H3ZM10 151V150H9ZM11 151H12V149H11ZM38 151H40V149L38 150ZM81 151V150H80ZM84 151V150H83ZM105 151H107V150H105ZM105 151H103V154L105 153ZM123 151V150H122ZM121 151V152H122ZM145 151L142 153V154H144L145 153ZM149 151V150H148ZM148 151H146V152H148ZM153 151V150H152ZM158 150H156V152H157ZM165 151V150H164ZM177 151H178V149H177ZM13 152V151H12ZM33 152V151H32ZM41 152L42 151H40V152H37V153H39V155L41 156ZM51 152V151H50ZM49 151H48V153H50ZM82 152V151H81ZM84 152H86V151H84ZM93 152H95V151H93ZM109 152V151H108ZM111 153H112V151H110ZM120 152V153H121ZM139 152H141V150L139 151ZM174 152H172V153H174ZM222 151H220V153H221ZM223 152V153H224ZM30 153V152H29ZM43 153V152H42ZM45 153V152H44ZM42 154V156H43V158H44V155L45 154ZM47 153V152H46ZM52 153V152H51ZM68 153V152H67ZM83 153V152H82ZM101 153H102V151L100 152V156L102 157V155H101ZM116 153H119V151L118 152H116ZM123 153V152H122ZM125 153H126V151H125ZM124 153V154H125ZM128 153H130V152H128ZM163 153V152H162ZM165 153V154H166ZM177 154H179V152H176ZM175 153V154H176ZM204 153H206V158H205V156H204ZM212 153V154H213ZM219 153V154H220ZM222 153V155H224V157H222V155L220 154V157L222 158H220L219 157V155L217 156V158H220L221 159V162H220V159H219V162H220V164L222 163V160H224V159H227V157L225 156V154H223ZM7 154V153H6ZM11 154V153H10ZM14 154V153H13ZM13 154H11V157L10 158H12V155ZM21 154V153H20ZM31 154V153H30ZM54 154H56L55 152H54ZM59 154L60 155H62V154H64V153H62L61 154V152L60 153H58L57 154V156H58V158H59ZM76 154H77V152H76ZM80 154V153H79ZM87 155L86 156H89V154H88V152L86 153ZM108 154H110V153H108ZM108 154H107V156H108ZM115 154V153H114ZM113 154V155H114ZM123 154V155H124ZM151 154V153H150ZM159 154V153H158ZM167 154H166V156H167ZM181 154V153H180ZM179 155L180 157H178V158H181V156L183 157V155ZM209 154H210V152H209ZM5 155V154H4ZM18 155L19 154H17V157H18ZM38 155V156H39ZM68 155V154H67ZM66 155V156H67ZM69 155H71V154H69ZM73 155V154H72ZM71 155V156H72ZM83 155H85L84 153H83ZM97 155H93V156H96V158H97ZM111 155V154H110ZM116 155V154H115ZM121 156H122V154H120ZM119 155V156H120ZM126 155V154H125ZM136 155H138V153H136ZM136 155H134V157L136 156ZM139 155H140V153H139ZM144 155H147V154H144ZM152 155V154H151ZM157 155V153L155 154V156ZM159 155H162L161 153L159 154ZM158 155V156H159ZM171 155V154H170ZM169 155V157H171ZM193 155V154H192ZM188 156V157H193V156ZM10 156V155H9ZM9 156H7V157H9ZM14 156V155H13ZM20 156V158H21V156L22 155H19ZM24 156V155H23ZM34 157H36L35 155H33ZM32 156V157H33ZM37 156V157H38ZM47 156V155H46ZM53 156H55V155H53ZM52 156V157H53ZM56 156V157H57ZM77 155H75L74 156V158L76 157ZM79 156V155H78ZM100 156H98V158L100 157ZM107 156H103V157H105V160H106V157ZM119 156H115V157H119ZM120 156V157H121ZM133 156V155H132ZM158 156H156V157H154V158H156L157 159V157ZM163 156L165 157V155L163 154ZM162 156V158H164ZM184 156V157H185ZM241 156H243V158L241 157ZM6 157V158H7ZM47 157H51V156H47ZM63 157H65V155L63 156H61V158H63ZM73 157V156H72ZM71 157V158H72ZM83 156H81L80 158H78L79 160L82 158ZM102 157V158H103ZM109 157V156H108ZM114 157V158H115ZM148 157V156H147ZM161 157V156H160ZM172 157H173V155H172ZM174 157H177V155L175 156L174 155ZM183 157V158H184ZM188 157H185L186 159H185V161L183 162L184 164H185V162L187 163V162H189L188 160H190V158H188ZM193 157V158H194ZM201 157H198V158H201ZM204 157V158H203ZM214 157V155H212V158ZM226 157V158H225ZM235 157V158H234ZM1 158H3V157H1ZM10 158H7V159H10ZM24 158V157H23ZM41 159H43L42 157H40ZM67 158H68V156L66 157V161H67ZM73 158V161L75 162V160L77 159V157L74 159ZM85 159H86V157H84ZM111 160H109V161H111L110 162V164L112 163V160L114 159V158H112V157H109ZM108 158V159H109ZM116 158V159H117ZM124 158H127L126 156L124 157ZM123 158V159H124ZM143 158V155L141 156V160H143L142 159ZM144 158H145V156H144ZM152 158V157H151ZM153 158V159H154ZM159 158V157H158ZM192 158V159H193ZM210 158H211V155H210ZM13 160H17V158L15 159V157L14 158H12ZM12 159H10V161L12 160ZM29 159V158H28ZM28 159L26 160L27 162H28ZM31 159V158H30ZM34 159V158H33ZM38 159H39V157H38ZM44 159H48V158H44ZM51 159V158H50ZM50 159H48V160H50ZM55 159V158H54ZM64 159V158H63ZM91 159H93V158H91ZM90 159V160H91ZM107 159V160H108ZM122 159V158H121ZM131 159V162H132V158H130ZM155 159V160H156ZM167 159V158H166ZM170 158H168V160H169ZM177 160V158H174V159H170V161H171V163H172V160ZM188 159V160H187ZM204 159V160H203ZM13 160H12V163H13ZM19 160V159H18ZM17 160V161H18ZM56 160V159H55ZM65 160V159H64ZM68 160H69V158H68ZM72 160V159H71ZM82 160H83V158H82ZM88 160H89V158H88ZM88 160L86 161V160H84V161H86V165L84 166L85 168H87L88 167V165H87V163H88ZM89 160V161H90ZM98 160H100V158L98 159ZM106 160V161H107ZM119 160V159H118ZM117 160V161H118ZM134 160H136V159H134ZM151 160V159H150ZM158 160V159H157ZM187 160V161H186ZM195 160V159H194ZM194 160H192V161H194ZM211 160V159H210ZM214 160V159H213ZM228 161H229V159H227ZM1 161V160H0ZM3 161H4V159H3ZM16 161V162H17ZM34 161V160H33ZM51 161V160H50ZM53 161V160H52ZM57 161V160H56ZM56 161H55V163H56ZM66 161H65V163H66ZM70 161V160H69ZM68 161V162H69ZM83 161V162H84ZM93 161H94V159H93ZM96 161V165L98 164V165H100L101 166V164H99V162L97 163V160H95ZM102 161V160H101ZM117 161H115V159H114V161H113V165H114V162H117ZM153 160H151L150 161V164H151V162H152ZM159 161V160H158ZM162 161V160H161ZM177 161H179V160H177ZM181 161H182V158H181ZM199 160H196L195 162L197 163ZM209 161V160H208ZM208 161H207V163H208ZM212 161V160H211ZM217 161H218V159H217ZM225 161V160H224ZM227 161V163H229ZM6 162H8V161H6ZM15 162V161H14ZM39 163L38 164H41L40 162L41 161H38ZM54 162V161H53ZM60 162H63L64 163V161H60ZM67 162V164H70V163H68ZM80 163L79 161H77L76 160V162L75 163ZM82 162V161H81ZM81 163L82 165L83 164H85V162L84 163ZM91 162V161H90ZM121 162V161H120ZM136 163H138L137 161H135ZM142 162V161H141ZM145 162V161H144ZM143 162V163H144ZM157 162V161H156ZM174 162V161H173ZM191 162V161H190ZM195 162H192V163H195ZM201 162H199L198 163V167L197 168H200V167H205V166H199V165H201ZM213 162V161H212ZM212 162H210L211 164H212ZM11 162H10V164H12ZM25 163V162H24ZM32 163V162H31ZM35 164H36V162H34ZM54 163V164H55ZM71 163L73 164V162L71 161ZM74 163V164H75ZM77 163V164H78ZM95 163V162H94ZM93 163V164H94ZM121 163H123V162H121ZM133 163V162H132ZM159 163V162H158ZM165 162H163L162 161V164H164ZM167 163V162H166ZM182 163V162H181ZM193 164L194 166L196 165L197 166V164ZM203 163V162H202ZM206 163V164H207ZM210 163H208V164H210ZM240 163V164H239ZM2 164V163H1ZM7 164V163H6ZM5 164V165H6ZM10 164H9V166H10ZM16 164H18V162L16 163ZM15 164V165H16ZM21 164H23V163H21ZM43 164H46V163H42L40 166L42 167V169L43 168H45L46 169V166H47V168H48V166L50 167L51 166V163L49 164L48 163V165H45V167H43ZM71 164V165H72ZM89 164V163H88ZM116 164V163H115ZM118 164V163H117ZM127 164H129V163H127ZM153 164V163H152ZM151 164V165H152ZM154 164H156L157 165V163H155L154 162ZM174 163H172V165H173ZM179 164V163H178ZM177 164V165H178ZM188 164V163H187ZM206 165V166H209V165ZM220 164H215V165H213L212 164V168L213 167H215V169H217V167H216V165H220ZM225 163H223V165H224ZM8 165V164H7ZM13 165H14V163H13ZM19 165V164H18ZM34 165V164H33ZM32 165V166H33ZM53 165V164H52ZM56 165V164H55ZM70 165V166H71ZM90 165H92V162H91V164ZM89 165V166H90ZM104 164H102V166H103ZM120 165H122L123 166V171H125V173L124 174H126V170H127V167L124 169V166L126 165H124V163L123 164H120ZM119 164H118V171H116L114 168V170L116 171V172H118V173H121L122 171H121V169H120V167L122 168V166H120ZM137 165V164H136ZM135 165V166H136ZM140 165V166H139ZM139 165H137V167L139 166V168L141 167V163L139 164ZM148 165V163H146V166ZM169 165H171V164H169ZM172 165H171V168H172ZM175 165H176V162H175ZM174 165V166H175ZM180 165V164H179ZM186 165V164H185ZM184 165V166H185ZM258 165V166H257ZM4 166V165H3ZM22 166H25V164L24 165H22ZM29 166H31V164H29ZM54 166V165H53ZM60 166H62V165H60ZM64 166V165H63ZM63 166H62V168H63ZM73 166V165H72ZM76 166V165H75ZM74 166V167H75ZM95 166V165H94ZM101 166V167H102ZM104 166H106V165H104ZM131 166V165H130ZM142 166H144L143 164H142ZM149 166V165H148ZM166 166L167 165H165V170H166ZM182 166V165H181ZM226 166V165H225ZM8 167V166H7ZM17 167V166H16ZM27 167V166H26ZM58 167H59V165H58ZM57 167V169H59ZM78 167H79V165H78ZM80 167H81V165H80ZM79 167V168H80ZM91 168H92V166H90ZM106 167H110L109 165L108 166H106ZM114 167V166H113ZM116 167V166H115ZM150 167V166H149ZM152 167V166H151ZM161 168H160V170L162 169V165L160 166ZM163 167H164V165H163ZM185 167H187V165L185 166ZM190 167V166H189ZM188 167V168H189ZM193 167V166H192ZM220 167H221V165H220ZM219 167V168H220ZM229 167V166H228ZM231 167H232V164H231ZM6 168V167H5ZM9 168V167H8ZM14 168V167H13ZM19 168V167H18ZM23 168V170H24V168L25 167H22ZM33 168V167H32ZM32 168H31V170H32ZM67 168V167H66ZM69 168H71V167H69ZM73 168V167H72ZM77 168V167H76ZM76 168H73V169H75V170H78V169H76ZM85 168H83L84 170H86ZM89 168V167H88ZM87 168V169H88ZM104 168V167H103ZM130 168V167H129ZM135 168V170H136V167H134ZM134 168H132V169H134ZM139 168H137V169H139ZM153 168V167H152ZM157 168V167H156ZM155 168V169H156ZM168 168V167H167ZM181 168V167H180ZM179 168V169H180ZM196 167L194 168V169H197ZM207 168V167H206ZM208 168H210V167H208ZM1 169V168H0ZM36 169V168H35ZM34 168H33V172H34V170H35ZM50 169V168H49ZM48 169V170H49ZM93 169H94V167H93ZM98 169L99 170H101L100 169V167L99 168H97V172H99L98 171ZM107 169V168H106ZM106 169H104V171L106 170ZM141 169H142V167H141ZM140 169V170H141ZM143 169H144V167H143ZM142 169V170H143ZM164 169V168H163ZM173 170H170V171H172V172H174V167L172 168ZM176 169H177V167H176ZM190 169V168H189ZM203 169H205V168H203ZM214 169V168H213ZM2 171L4 170V169H1ZM6 171H7V169H5ZM10 170V169H9ZM28 170V172L30 171L29 169H27ZM59 170H61V169H59ZM64 170H65V167H64ZM63 170V174H64V172H66V171H64ZM68 170V169H67ZM91 171H92V169H90ZM95 170V169H94ZM107 170H109L110 171V169H107ZM141 170V171H142ZM148 170V169H147ZM152 170V169H151ZM151 170L149 169L148 170V172L150 171L151 172ZM168 169H167V171H169ZM178 170V169H177ZM177 170H175V171H177ZM182 170V169H181ZM184 170V169H183ZM183 170L182 171H180L181 173L183 172ZM188 170V169H187ZM186 170V171H187ZM199 170H201V169H199ZM198 170V171H199ZM219 170H221V169H219ZM223 170H224V168H223ZM231 170H232V168H231ZM5 171V172H6ZM15 171V170H14ZM38 171V174L40 173V171H39V169L37 170ZM46 171H47V169H46ZM70 171V170H69ZM73 171V170H72ZM82 171V170H81ZM80 171V172H81ZM96 171H94V173L93 172H91L92 174H97V172ZM103 171V170H102ZM108 171V172H109ZM111 171H112V168H111ZM109 172V174H108V177L110 178V173H112V172ZM131 171V170H130ZM129 170H128V172H130ZM137 171V170H136ZM146 171V170H145ZM157 171H159V170H157ZM157 171H154V172H157ZM186 171H184L185 173H186ZM188 171H190V172H192V169H190V170H188ZM197 170H194V173L196 172ZM207 171V170H206ZM212 170H210V172H211ZM228 171H229V169H228ZM227 171V172H228ZM250 171H248L249 173H250ZM16 172V174H18L19 175V173H20V171H19V173L17 172V171H15ZM25 172V170L24 171H22V173H24ZM32 172V173H33ZM36 172V171H35ZM74 172V171H73ZM73 172H69L70 174H73L74 175V173ZM83 172V171H82ZM80 173V175L82 176L83 175V173ZM96 172V173H95ZM107 172V171H106ZM105 172V174H107ZM115 172V174L114 175H118V173H116ZM135 172V171H134ZM139 172V171H138ZM180 172H179V174H180ZM190 172L188 173V174H190ZM202 172V171H201ZM215 172H220V171H215ZM222 172V171H221ZM226 172V170H225V173H227ZM230 172V171H229ZM243 175H245L246 173H247V176H248V172H247V169H246V171H240ZM246 172V173H245ZM1 173V172H0ZM21 173V174H22ZM26 173V172H25ZM44 173V172H43ZM42 173V174H43ZM48 173V172H47ZM46 173V177H48L47 175L49 174H47ZM54 173V172H53ZM68 172H67V174H69ZM90 173V172H89ZM88 173V171H87V173L86 174H84L83 176L84 177H86V175L88 174V175H92L91 173L89 174ZM102 173V172H101ZM114 173V172H113ZM131 173V172H130ZM129 173V174H130ZM132 173H133V171H132ZM140 173V172H139ZM158 173V172H157ZM159 173H160V171H159ZM158 173V174H159ZM168 173V172H167ZM178 173V172H177ZM176 173V174H177ZM184 173V174H185ZM194 173H192L191 174V176H194L193 174ZM204 173H205V171H204ZM207 173V172H206ZM240 173V174H241ZM3 174V173H2ZM10 174V173H9ZM8 174V175H9ZM37 174V175H38ZM41 174V173H40ZM66 174V175H67ZM75 174H77L76 172H75ZM124 174H121V175H123L124 176ZM145 174V173H144ZM143 174V175H144ZM151 174H152V172H151ZM150 174V176H152ZM163 174V173H162ZM170 174V173H169ZM169 174H168V176H169ZM178 174V175H179ZM183 174V175H184ZM188 174H187V176H188ZM216 174V173H215ZM228 174V173H227ZM226 174V175H227ZM241 174V175H242ZM33 175V174H32ZM36 175V176H37ZM45 175V174H44ZM50 175H51V173L49 174V177H50ZM56 175V174H55ZM58 175V178L62 175H60V174H57ZM57 175L56 176H54V174L52 175V176H54L55 177V181H58L57 180ZM60 175V176H59ZM80 175L78 174V175H76V176H78L77 178H79L80 177ZM88 175H87V177H86V179L88 178ZM113 175V174H112ZM120 175V180H121V178H122V176ZM127 176H128V173L126 174ZM140 175V174H139ZM141 175H142V173H141ZM146 175H147V173H146ZM149 175V174H148ZM147 175V177H149ZM153 175H155V174H153ZM165 175H167V174H165ZM177 175V176H178ZM182 174L180 175V179H182L184 176H183ZM206 175V174H205ZM207 175H209L208 173H207ZM219 175V174H218ZM221 173H220V175H219V177H220V179L222 178L221 177ZM225 174H224V172H223V176H226ZM231 175V174H230ZM230 175H229V177H230ZM3 176V175H2ZM1 175H0V179H1V177H2ZM14 176H15V174H14ZM40 176H43V175H40ZM68 176V175H67ZM69 176H71V175H69ZM68 176V177H69ZM95 176V175H94ZM93 176V177H94ZM96 176H98V178L99 177H101L100 175H96ZM105 176H107V175H105ZM105 176H103L102 175V177L103 178H105ZM127 176H125L126 177V179H127ZM130 176V175H129ZM133 176H136L135 175V173H134V175ZM159 176V175H158ZM160 176H161V174H160ZM168 176H167V178H168ZM183 176V177H182ZM187 176H185V178L187 177ZM196 177L192 180V181H195L196 182V179H197V174L195 175ZM212 175L210 174V176H207V177H211ZM216 177L217 176V174L216 175H214L213 174V176L212 177ZM228 176V175H227ZM240 176V175H239ZM238 176V177H239ZM10 178H13V176H9ZM8 176H7V178H9ZM44 177V176H43ZM43 177H41V178H43ZM46 177H45V179L44 180H46ZM53 177V178H54ZM62 177H63V175H62ZM93 177H92V179H93ZM107 177V178H108ZM112 177V176H111ZM114 177V176H113ZM116 177V176H115ZM118 177V176H117ZM140 177H143V176H140ZM157 177V176H156ZM164 177V176H163ZM173 177V176H172ZM179 177V176H178ZM182 177V178H181ZM218 177V178H219ZM236 177V178H235ZM37 178H39V175H38V177ZM74 178H75V175H74ZM82 178V177H81ZM97 178V177H96ZM124 178V177H123ZM130 179H127L128 181L129 180H131V176L129 177ZM134 178H136V179H138L137 178V176L136 177H134ZM133 178V179H134ZM143 178H146V177H143ZM150 178V177H149ZM160 178V177H159ZM177 178V177H176ZM188 178V177H187ZM204 178V177H203ZM228 178V177H227ZM2 179H4V178H2ZM1 179V180H2ZM19 179V178H18ZM20 179H22V178H20ZM25 179V178H24ZM28 179H29V176H28ZM33 178H31L30 180H32ZM42 179V180H43ZM50 179V178H49ZM62 179V178H61ZM69 179V178H68ZM67 179V180H68ZM80 179V178H79ZM79 179H77V180H79ZM82 179H84L85 180V178H82ZM101 179V178H100ZM106 179V178H105ZM113 179V178H112ZM148 179V178H147ZM164 179H166V178H163V179H161V180H164ZM169 179V178H168ZM171 179V178H170ZM169 179V180H170ZM173 179H174V177H173ZM179 179V180H180ZM191 177H190V179H189V181H191ZM205 179V178H204ZM217 178H215V180H216ZM8 180V179H7ZM14 180H15V177H14ZM35 180H37V179H34V183L35 184H39L42 180H40V179H38L37 181L39 182V180H40V182L39 183H36L35 182ZM43 180V181H44ZM69 180H71V181H73L72 180V178H70ZM68 180V181H69ZM76 180V179H75ZM76 180V181H77ZM83 180V181H84ZM88 180V179H87ZM87 180H86V182H87ZM96 180V179H95ZM94 180V181H95ZM115 180H116V178H115ZM120 180H119V182H120ZM139 180V179H138ZM141 180V179H140ZM148 180H153V178L152 179H148ZM160 180V181H161ZM178 179H177V181H179ZM184 180V179H183ZM185 180H188V179H185ZM184 180V181H185ZM210 180H212V178L210 179ZM219 179H217L216 181H215V183L218 181ZM225 180V179H224ZM224 180H223V183H224ZM230 180V179H229ZM5 181V180H4ZM3 180L1 181V182H4ZM8 181H11V180H8ZM8 181H6L5 183H4V185L5 184H7V186H9L8 185ZM20 181V183H21V180H17L16 179V182H19ZM29 181V180H28ZM42 181V182H43ZM47 181H48V179H47ZM54 181V180H53ZM60 181V180H59ZM62 181V180H61ZM64 181V180H63ZM62 181V182H63ZM65 181H66V179H65ZM64 181V182H65ZM79 181H82V180H79ZM75 182L74 184L77 186L80 182ZM82 181V182H83ZM90 181H91V176H90ZM89 180H88V182H90ZM105 181H107L106 183H108V180H105ZM124 181V180H123ZM127 181V182H128ZM132 181V180H131ZM130 181V182H131ZM155 181V182H154ZM159 181V182H160ZM174 181V180H173ZM184 181H182L181 180V182H183V183H188V181H186V182H184ZM203 181V180H202ZM208 180H207V178H206V182H207ZM220 181V180H219ZM15 182V181H14ZM27 182V181H26ZM63 182V183H64ZM85 181H84V183H86ZM92 182H93V180H92ZM97 182H101V181H99L98 179H97V181H96V183ZM103 182H104V179H103ZM111 182H113V181H111ZM116 182V181H115ZM126 181L125 182H121L122 184H125L126 186L127 185H129V184H126L127 183ZM139 182V181H138ZM141 182V184L144 182V181H140ZM145 182H147V180L145 181ZM145 182H144V185H143V187L145 186ZM149 182V181H148ZM170 182V181H169ZM171 182H172V180H171ZM180 182V181H179ZM181 182H180V184H181ZM213 182H214V179H213ZM227 182H228V180H227ZM232 182V181H231ZM231 182H228V184L230 183V186H231ZM246 182H248V183H246ZM10 183V182H9ZM23 183H25L24 181H23ZM22 183V184H23ZM32 183V182H31ZM33 183V184H34ZM44 183H46V181L44 182ZM49 183V182H48ZM51 184H53L52 183V180H51V182H50ZM66 183H67V181H66ZM76 183H78V184H76ZM105 183V182H104ZM117 183H118V178H117ZM117 183H115V184H117ZM132 183V182H131ZM134 183H135V181H134ZM137 183V182H136ZM150 183H152V182H149V184ZM153 183H154V185H155V183H158V182H156V179L155 180H153ZM152 183V184H153ZM162 182H160L159 184L160 185H162L161 184ZM166 184V182H163V184ZM191 183V182H190ZM210 183V182H209ZM219 183V182H218ZM11 184V183H10ZM26 184V183H25ZM33 184L32 185H30V186H32L33 187V189H34V186H33ZM42 184V183H41ZM40 184V185H41ZM47 184V183H46ZM50 184V185H51ZM55 185H56V183H54ZM53 184V185H54ZM57 184H59V183H57ZM61 184V183H60ZM58 185L59 186V188H60V186L61 185ZM70 184H71V182H70ZM73 183H72V185L75 187V185H74ZM91 184V183H90ZM95 184V183H94ZM94 184H92L91 186H90V188H92V189H94V188H103V187H105L104 186V184H103V187L101 186V187H99V184H101V183H98V186H95ZM112 185H113V183H111ZM114 184V185H115ZM122 184H120L121 186H122ZM158 184V185H159ZM164 184V185H165ZM168 184V183H167ZM166 184V185H167ZM173 184H176V186H177V183H174L173 182ZM173 184H169L168 186H169V188H167L165 191H166V194H167V192L168 193H173L175 196H176V193L178 192V189H176V191H174L173 189L176 187L175 185L173 186ZM202 183H200V185H201ZM203 184H205V182H203ZM207 184V183H206ZM205 184V185H206ZM220 184V185H219ZM219 184H217L219 187H221L222 185H221V183H219ZM244 184V185H243ZM21 185V184H20ZM27 185V187L24 185V187H26L25 188V192H24V190H23V192H20L21 194H23V200L21 201V199H20V201L18 202V203H12V205L13 204H16L15 206L17 207L16 208V210H15V208H14V210L15 211H17L18 212V209L20 208H26V207H29V208H34V210H36L35 208L36 207H38V205H40L41 203H43V202H40L39 200V198L38 197H41L42 198V195L45 193V192H43L44 190H46V188H44L42 191H40V190H37L38 188H37V186H36V190H32L31 192L29 191H27L26 189L27 188H29L28 187V184H26ZM39 185V186H40ZM66 186V184H63V186H62V188H64L65 186ZM67 185H68V183H67ZM102 185V184H101ZM131 185V184H130ZM151 185V184H150ZM150 185H149V187H150ZM154 185H152V186H154ZM184 185V184H183ZM188 185H189V183H188ZM187 184H186V186H188ZM195 185V184H194ZM197 185V184H196ZM199 184H198V186H200ZM212 185H214L213 183H212ZM217 185H215V186H217ZM233 185V184H232ZM1 186H3V183H2V185ZM0 186V188L1 189H4V187H1ZM12 186V185H11ZM11 186H9V187H11ZM13 186H15V185H13ZM18 186V184H16V187ZM43 186V185H42ZM44 186H46V185H44ZM43 186V187H44ZM58 186H56L57 188H58ZM71 186V185H70ZM72 186V187H73ZM81 186H83V185H81ZM81 186L79 187V185L76 187V189L79 187V189H77L76 190V194H77V196H78V193L80 192V189H81ZM86 186V185H85ZM84 186V187H85ZM93 186H95L94 188H93ZM109 186H111V185H109ZM108 186V188H110ZM118 186H119V183H118ZM120 186V187H121ZM137 186H139V185H137ZM163 186V185H162ZM197 186V187H198ZM202 186V185H201ZM208 186V185H207ZM211 186V185H210ZM209 186V187H210ZM214 186V187H215ZM236 186V187H237ZM16 187H15V190H18V189H16ZM23 187V186H22ZM21 187V188H22ZM23 187V188H24ZM43 187H41V188H43ZM49 187H51V186H49ZM116 187V186H115ZM115 187H112V188H115ZM125 187V186H124ZM123 187V188H124ZM142 186H140V188H141ZM148 187V186H147ZM157 187H159V186H157L156 185V187L155 188H157ZM182 187V186H181ZM180 187V188H181ZM185 187V186H184ZM183 187V189L184 190H188V189H190L189 187H192L193 188V184H192V186H190L189 185V187L188 188H184ZM212 187V186H211ZM223 187V186H222ZM221 187V188H222ZM225 187V186H224ZM227 187V186H226ZM224 188V189H222V190H220L219 191V189L220 188H212V189H209V191H208V193H210L209 194V197L211 196V198H214L215 197V200L213 201V203L217 200V198H216V196H217V194H216V191H219V193L221 192V194H222V192H223V195L225 194L226 195V198L227 199H225V198H223V199H225L226 201H224L225 202V205L227 204V208H228V205L229 206H232V208H237L238 206H242L241 205V203H243V200H242V202L239 204L238 202H236L235 200H233V199H231V197L232 196H230L229 195V193L227 194V191H225L226 193H224V191L223 190H225V189H229V185H228V187L227 188ZM233 187H235V184H234V186ZM232 187V188H233ZM237 187V188H238ZM12 188V187H11ZM11 188H8L9 190H11ZM14 188V187H13ZM12 188V189H13ZM22 188V189H23ZM31 188V187H30ZM29 188V189H30ZM47 188H48V184H47ZM67 188H70V187H67L66 186V189ZM89 188V187H88ZM106 189H107V187H105ZM126 188V187H125ZM127 188H128V186H127ZM146 187H144V189H145ZM155 188H153L154 190H155ZM163 188V187H162ZM161 188V189H162ZM191 188V189H192ZM206 187H204V189H205ZM240 188V187H239ZM242 188H244V187H242ZM0 189V190H1ZM7 189V188H6ZM21 189V190H22ZM53 189H55V188H53ZM53 189L52 190H49V189H47L49 192L50 191H53ZM71 189H74V188H71ZM71 189H68V191L69 190H71ZM87 188H85V189H83V190H86ZM122 188H120V189H117V188H115V191H116V194H117V190H119V193L121 192L120 190H121ZM130 189V188H129ZM128 189V190H129ZM135 189V187L134 188H132V190H134ZM148 190H149V188H147ZM151 189H152V187H151ZM151 189H150V191H151ZM152 189V191H153V193H154V190ZM159 189V188H158ZM161 189H160V191H161ZM164 189L165 188H163V191H164ZM196 189H198V188H196ZM196 189H194V193H195V190ZM207 189V188H206ZM241 189V188H240ZM245 189V188H244ZM9 190H8V193H11L12 191H10L9 192ZM14 190V191H15ZM20 190V189H19ZM59 190V189H58ZM64 190H65V188H64ZM78 190H79V192H78ZM82 190V193L84 194V191ZM91 189H88V191L87 192H89ZM97 190V189H96ZM124 190V189H123ZM131 190V191H132ZM232 190H234V189H232ZM237 190H239V189H237ZM3 191V190H2ZM13 191V192H14ZM55 191V190H54ZM57 191V190H56ZM55 191V192H56ZM66 191V190H65ZM92 191V190H91ZM109 191H111V190H109ZM124 191H126V190H124ZM124 191H123V193H124ZM135 191V190H134ZM134 191H132V192H134ZM156 191V190H155ZM188 191H190V190H188ZM188 191H186V192H188ZM197 191V190H196ZM207 191V190H206ZM236 191V190H235ZM235 191H233V192H235ZM240 191H242V189L240 190ZM240 191H238V193L240 192ZM245 190H243L242 192H244ZM248 191H249V189H248ZM248 191L246 192V193H248ZM1 192V191H0ZM4 192H5V189H4ZM18 192V191H17ZM58 192H60V191H58ZM62 192V191H61ZM64 192V191H63ZM62 192V193H63ZM86 192V191H85ZM98 192V191H97ZM131 192V193H132ZM138 192V191H137ZM142 192H146V191H142ZM182 192V191H181ZM185 192V193H186ZM193 192V191H192ZM200 192H202V191H200ZM199 192V193H200ZM205 192V191H204ZM229 192H231V191H229ZM15 193H16V191L14 192V194L13 193H11L12 194V197L11 196H9V194L7 195L8 197H11L12 198V200H14V195H15ZM53 193V192H52ZM51 193V194H52ZM57 193V192H56ZM66 193H67V191H66ZM70 193H72V192H70L69 191V194ZM81 193V192H80ZM93 193V192H92ZM99 193H101V192H99ZM99 193H97V194H99ZM135 193V196H136V191L134 192ZM139 193V192H138ZM141 193V192H140ZM139 193V194H140ZM147 193V192H146ZM149 194H150V192H148ZM159 193H161V192H159ZM159 193H157V194H159ZM190 193V192H189ZM206 193V192H205ZM6 194H7V192H6ZM6 194L4 195V196H6ZM10 194V195H11ZM20 194V195H21ZM58 194V193H57ZM61 194V193H60ZM74 193H72L71 195H73ZM82 194V195H83ZM88 194V193H87ZM104 194V193H103ZM111 194H114V192L113 193H111ZM155 194V193H154ZM154 194H152V195H154ZM163 194V193H162ZM162 194H160V195H162ZM170 194V195H171ZM179 194L180 193H178L177 195L179 196ZM191 194V193H190ZM190 194H189V197H190V199H191V197L194 195L193 193H192V195L190 196ZM196 194V193H195ZM198 194V193H197ZM196 194V195H197ZM221 194H219L218 196H220ZM237 194V193H236ZM250 194V193H249ZM62 195H65V194H62ZM68 195V194H67ZM71 195H68L69 197H71ZM75 195V194H74ZM81 195V196H82ZM104 195H106V194H104ZM104 195H103V198H104ZM119 195V194H118ZM120 195H121V193H120ZM119 195V196H120ZM131 195V194H130ZM140 195H142V194H140ZM164 195H165V193H164ZM181 195V194H180ZM182 195H184L183 194V192H182ZM196 195H194L195 196V198L197 197ZM198 195H200V194H198ZM231 195H233V194H231ZM243 195H244V193H243ZM248 195V194H247ZM47 196H48V194H47ZM50 196V195H49ZM49 196L48 197H44V198H46V200H47V202L49 201V200H52V198L51 199H49ZM57 196V195H56ZM76 196V195H75ZM74 196V197H75ZM84 196V195H83ZM95 196V195H94ZM93 196V197H94ZM98 196H102V194L100 195H98ZM97 196V197H98ZM110 196V195H109ZM118 196V197H119ZM123 196V195H122ZM126 196V195H125ZM128 196V195H127ZM169 196V195H168ZM174 196V197H175ZM186 196H188V195H186ZM201 196V195H200ZM203 196H205V194H203ZM208 196V195H207ZM234 196V195H233ZM238 196V195H237ZM236 196V197H237ZM239 196H242V194L240 195V193H239ZM245 196V195H244ZM254 196H252L253 198H254ZM2 197V196H1ZM7 197V198H8ZM21 197V196H20ZM52 197V196H51ZM53 197H55L54 195H53ZM58 197V196H57ZM69 197H67L68 198V200L70 199ZM74 197H72V198H74ZM80 197V196H79ZM89 197V196H88ZM96 197V198H97ZM106 197V196H105ZM114 197H115V195H114ZM114 197H110V198H114ZM130 197V196H129ZM127 198V201L126 202H124L125 204H123V203H121V202H119L118 203V201H120V200H118V201H114V202H117L118 203V205H114L113 203H112V205L109 203V204H107V206H104V205H106V204H104V205H102V200H101V202L100 203H96L95 205H94V203H93V211H92V214H86V215H84V216H82V215H80L79 213H76L75 214V212L73 213V211H71L70 210V212L71 213H73V215H70V212H69V214L68 215H64V214H62V215H59L60 213H57V214H55V215H53L55 218L50 222V220L48 219V217H45V220H44V222H40V221H43V220H39L38 219V216H36L37 217V219H38V221H39V224L38 223H35L36 221H35V219H36V217L34 216V214H35V212H34V214L33 215H31L30 214V216H31V218H28L27 219V217H29V215L27 216L26 214V217H24V215H22L21 217H24V218H26L27 220H25V221H27V223H26V225L27 226H29V228L28 229H30L29 231L31 232V234L29 235V233L27 234V236L29 235V238L27 237V239L24 237V235L22 236L21 234H20V229H22V226L21 227H17L16 228V230L14 229V228H8L7 230H4V229H2L1 228V226H0V264H178V262H177V260H178V258L180 257V256H185V255H188V254H193V253H197V252H199V251H201L202 249H203V251H204V249L207 251V254H208V256H210V255H212L213 253L214 254H216V253H218L219 251H222L223 250V248H224V246H223V242H221V240H219L218 239V236L220 237V234L219 233H221L222 234V232H223V234H224V232L225 233H227L226 231L227 230H224V229H227V227L225 228V227H223V226H225L224 224H226L227 225V223L228 222H223L224 220V218L225 217H223V219L222 218H220L219 216H221V214L219 213V212H221V211H218V210H220V209H217V207H214V206H216L217 204H212V203H210L213 207H210V206H205L204 207V205L205 204H203V203H201V201L202 200H200V197L198 198L199 200L198 201H196L195 202V200H194V203H195V205H197L198 207H204L205 208V213H206V215H204V212H203V214L202 215H204V218H202V215H201V217H200V215L199 214H201L202 212H200V213H198L197 211V213L195 212V214H193V212H192V209L193 208H195V207H197V206H192L191 204H194L193 203V199L191 200L192 201V203H191V201H190V203H186V202H188V200H190V199H188L187 197H186V199H185V201H178V198L179 197H181V196H179L177 199H175L174 197H173V195L171 196V197H163V196H160V197H162L161 199L158 197V199H160L159 200V206L158 207H163L162 208V213L161 214H156V213H158V212H155V211H153V210H155V209H153V210H151V211H153V212H151L150 210H147V208H148V205H149V203L148 204H143V206L141 205V202H140V204H138L136 201H137V199H139V198H136V200H135V202L134 201H132V200H129L131 197H133V196H131L130 198ZM153 197V196H152ZM183 197V196H182ZM246 197V196H245ZM247 197H249V196H247ZM246 197V198H247ZM7 198H1L0 199V201L3 199H5V203H6V205H2V207L0 206V211H2L3 210V213H4V211H5V209L7 210V208L9 209V208H11L12 207V205L11 204H9L11 201V198H9V201L7 202ZM38 200H37V199ZM56 198V197H55ZM54 198V199H55ZM58 198H62V197H58ZM67 198H65V199H67ZM71 198V199H72ZM99 198V197H98ZM109 198V199H110ZM119 198H121V197H119ZM143 198V197H142ZM148 198V197H147ZM193 198V197H192ZM194 198V199H195ZM205 198V200L203 199V201H206V200H208V198L205 196L204 197ZM207 198V199H206ZM219 198V197H218ZM221 198V197H220ZM218 199L219 201L218 202H221V204H223L224 205V203L222 202V200L223 199ZM233 198H235V197H233ZM238 199H239V197H237ZM245 198V199H246ZM256 198V197H255ZM258 198V197H257ZM31 199H33V200H31ZM43 199V198H42ZM41 199V200H42ZM57 199V198H56ZM56 199H55V202H57L56 201ZM76 199H80V198H77L76 197ZM87 199V198H86ZM86 199L85 198H83V199H80L81 201H79L78 202V204L80 203V202H82V203H87L88 202V200L86 201ZM123 199V198H122ZM124 199H126V198H124ZM133 199V198H132ZM144 199V198H143ZM142 199V200H143ZM149 199V198H148ZM152 199V198H151ZM180 199V198H179ZM182 199V198H181ZM188 199V200H187ZM236 199V198H235ZM247 199H251V198H247ZM246 199V201H248ZM259 199H257V200H259ZM67 200V201H68ZM74 200H75V198H74ZM82 200H84V202L82 201ZM97 201H100V200H98V199H96ZM96 200H94V201H96ZM106 200H107V198H106ZM106 200H103L104 202L106 201ZM112 200V199H111ZM114 200V199H113ZM115 200H117V198L115 199ZM134 200V199H133ZM183 200V199H182ZM211 200V199H210ZM255 200V199H254ZM44 201V200H43ZM53 201V200H52ZM62 201H64V203H65V205H66V203L68 204V202H66L65 200H62ZM69 201H71V200H69ZM73 201V200H72ZM86 201V202H85ZM91 201H92V199H91ZM140 201H141V199H140ZM238 201V200H237ZM250 201V200H249ZM253 201V200H252ZM13 202V201H12ZM47 202H46V204H47ZM74 202V201H73ZM75 202H77V201H75ZM74 202V204L76 205L77 203H75ZM108 202V201H107ZM111 202V201H110ZM113 202V201H112ZM139 202V201H138ZM153 202V201H152ZM158 202V201H157ZM227 202V203H226ZM245 202V201H244ZM257 202V201H256ZM259 202V201H258ZM53 203V202H52ZM51 202H50V204L52 205V207L51 206H48V208L49 209H51V208H54L53 206L56 204H52ZM106 203V202H105ZM150 203H151V201H150ZM156 203V202H155ZM208 203V202H207ZM252 203H254V202H252ZM4 204V203H3ZM8 204V205H7ZM46 204L44 205H42L41 204V206H39V207H41V208H43V209H46L47 208V206H46ZM49 204V205H50ZM59 204V203H58ZM71 204H73V203H71ZM78 204L75 206V208L77 209V206H78ZM90 205H91V203H89ZM160 204H161V206H160ZM220 204V205H221ZM258 205L255 207L254 206V204H253V208H255V212H253L254 211V209H253V211H252V209H251V211L253 212V213H255L256 215V218H258V217H260L259 215L257 216V214H260L258 211H260V212H264V208H260V204L259 203H257ZM48 205V204H47ZM61 205H63V206H61V207H65V210H67V207H69L70 205L68 204L67 206H64V204H61ZM81 205L82 204H79V206L81 207ZM147 205V208H145L144 206H146ZM151 205H155L156 206V204H154V203H152ZM188 205H191V206H188ZM207 205V204H206ZM238 205V206H237ZM246 205V202H245V204H244V206ZM250 205V204H249ZM36 206V207H35ZM167 206V207H166ZM258 206H259V208H258ZM261 206H262V204H261ZM57 207V206H56ZM80 207H78V210L80 209V211H81V208ZM82 207H86V204H85V206H84V204H83V206ZM219 207V206H218ZM249 207H251V206H249ZM248 207V208H249ZM5 208V209H4ZM28 208V209H29ZM69 208H73L74 209V207H69ZM112 208V210L113 209H115V210H117L118 209V211H120V212H114V214H109V213H107V211L105 212V210H110ZM150 208V207H149ZM152 208H153V206H152ZM224 207H222V209H223ZM242 208V207H241ZM245 208H247V206L245 207ZM40 209V208H39ZM56 209H58V207L56 208ZM91 209H92V206H91ZM90 209V210H91ZM196 209V208H195ZM225 209V208H224ZM224 209H223V211H224ZM244 209V208H243ZM242 209V210H243ZM258 211H257V210ZM260 209H263V211H261ZM26 210V209H25ZM34 210H30V212H33ZM38 210V209H37ZM52 210V209H51ZM49 211V212H51L52 213V211ZM55 210V209H54ZM69 210V209H68ZM87 210V209H86ZM88 210H89V208H88ZM156 210H157V207H156ZM200 210H204V209H199V211ZM230 210V209H229ZM237 210H238V208H237ZM237 210H234L235 211V213H236V211ZM246 210H249V209H246ZM245 209H244V211H246ZM15 211H13V210H9V211H6V212H8V215L7 216H10V218L8 217V222L9 223H15V224H19V225H23V223L22 222H19V221H22V220H20V219H17L18 217H14V216H12V214H13V212H15ZM42 212L41 213H44L43 212V210H41ZM56 211V210H55ZM58 211V210H57ZM56 211V212H57ZM60 211H62V210H60ZM114 211V210H113ZM160 212H161V210H159ZM218 211V212H217ZM234 211H233V213H234ZM250 211V212H251ZM17 212H15V213H17ZM22 212V211H21ZM23 212H28V211H23ZM40 212V211H39ZM49 212H47V213H49ZM59 212V211H58ZM63 212V211H62ZM96 212V213H95ZM152 214H151V213ZM164 212V213H163ZM183 214H182V213ZM225 212V211H224ZM224 212H222V215H223V213ZM238 213H242L243 211H241L240 210V208H239V211H237ZM38 213V212H37ZM66 213H68V211L66 212ZM85 213H88V212H85ZM91 213V212H90ZM225 213H227V212H225ZM224 213V214H225ZM230 212H228V214H229ZM231 213H232V210H231ZM233 213L232 214H230V215H232L233 216ZM249 212L247 211V214H248ZM253 213L252 214H250V216L251 215H253ZM0 214H1V212H0ZM4 214H6V213H4ZM28 214H29V212H28ZM40 214V213H39ZM45 214H46V212H45ZM199 215V216H197V215ZM219 214V215H218ZM244 214V213H243ZM246 214V215H247ZM263 214V213H262ZM262 214H260V215H262ZM15 215V214H14ZM18 215V214H17ZM16 215V216H17ZM20 215V214H19ZM44 215V214H43ZM50 216H51V214H49ZM48 215V216H49ZM57 215V216H56ZM216 215H218L217 217H219V218H217L216 217ZM227 215V214H226ZM239 215V214H238ZM246 215H244V216H246ZM264 215V214H263ZM2 216H4V215H2ZM35 217L34 218V220H33V217ZM46 216V215H45ZM232 216H231V218H232ZM237 216V215H236ZM240 216V215H239ZM243 216V215H242ZM250 216H248L249 218H251ZM5 217V216H4ZM21 217H19V218H21ZM40 217H42V219H43V216H41L40 215ZM222 217V216H221ZM227 217V216H226ZM233 217H235V216H233ZM247 217V216H246ZM247 217V218H248ZM2 218V217H1ZM53 218V217H52ZM228 218L230 219V217H229V215H228V217L227 218H225V220L227 219L228 220ZM237 218V217H236ZM235 218V219H236ZM239 218V217H238ZM241 218H243V217H241ZM248 218V221L249 220H251V219H249ZM253 218V217H252ZM4 219V218H3ZM7 219V218H6ZM41 219V218H40ZM260 219H261V222H264L262 219H263V216H262V218L260 217V218H258V219H256V220H258V221H260ZM19 220V221H18ZM49 220V221H48ZM220 220H222V221H220ZM231 220L232 219H230L229 221L231 222ZM241 219H236V222H238V221H240ZM243 220H244V218H243ZM243 220H241V221H243ZM4 221V220H3ZM254 221H255V218H254ZM7 222V221H6ZM24 222V221H23ZM47 222V223H46ZM220 222H223V223H221V224H223L222 225V229H223V231L221 230V227H220ZM234 222V221H233ZM233 222H231V223H228V225H232L233 224ZM245 222H246V220H245ZM245 222H243V224L245 223ZM5 223V221L4 222H2V224H4ZM41 223H43V225H45L46 227L44 228L43 227V225L41 224ZM239 223H241V222H239ZM248 223H250V222H248ZM255 223V222H254ZM1 224V221H0V225H2ZM8 223H6V225H7ZM40 224H41V226H40ZM237 224V223H236ZM242 224V225H243ZM246 224V223H245ZM251 224V223H250ZM259 224V223H258ZM258 224H257V222H256V228H258L259 226H258ZM262 224V223H261ZM25 224L23 225L24 227H26L27 228V226H26ZM234 226H231L233 229H235L237 226L235 225V223L233 224ZM242 225H240V229H241V227H242ZM263 225H264V223H263ZM217 226L219 227V229L222 231H220V232H218L217 230ZM236 226V227H235ZM244 226V225H243ZM246 226H247V224H246ZM254 226L252 227V224H251V227H252V229L254 228ZM258 226V227H257ZM261 226V225H260ZM13 227V226H12ZM44 229H43V228ZM239 227V226H238ZM237 227V228H238ZM245 227V226H244ZM251 227H248L249 229H248V232H245L244 230H243V232H241L242 234H244V233H249L250 231V228ZM243 228V227H242ZM43 229V230H42ZM229 229V231H230V229L231 228H228ZM251 229V230H252ZM23 230H24V228H23ZM237 230V229H236ZM236 230H234V233L236 234V232H238L239 231V228H238V231H236ZM242 230V229H241ZM245 230L247 231V229L245 228ZM25 231V230H24ZM23 231V232H24ZM29 231H27V232H29ZM236 231V232H235ZM231 232V231H230ZM229 232V233H230ZM240 232V231H239ZM231 235H232V233H230ZM229 234V235H230ZM241 234V235H242ZM228 235V236H229ZM230 235V236H231ZM234 235V234H233ZM240 235V234H239ZM238 235V236H239ZM224 236H225V234H224ZM235 236V235H234ZM245 235H243L242 237H244ZM237 237V236H236ZM222 239H223V236L221 237ZM225 239H226V237H224ZM229 238V237H228ZM232 238V237H231ZM29 239V240H28ZM234 240H235V237L233 238ZM242 239V238H241ZM26 240H28L27 242V244H25V242H26ZM229 240H232V239H229ZM236 240H238V239H236ZM235 240V241H236ZM224 241V240H223ZM18 243H20L21 245L23 244V245H25V246H23V247H21L20 246V244H18ZM234 245V244H233ZM21 248H23V249H21ZM205 251V252H206ZM213 256V255H212Z\"/></svg>","mask_w":264,"mask_h":264},{"label":"rangeland","instance_id":"2","mask_svg":"<svg viewBox=\"0 0 264 264\" xmlns=\"http://www.w3.org/2000/svg\"><path fill=\"white\" fill-rule=\"evenodd\" d=\"M29 1H30V0H28V2H29ZM33 1H34V0H31L32 3H31V2H30V3H28V2L25 3V2H24V3H25V5H26V4H29V6L27 5L29 8H30V7H33L32 9H35V7L40 6V5L42 4V2H43V0H35L36 2H35V4H34ZM37 1H38L39 3H38ZM46 1H47V4L49 3V1H51L50 4H49L51 7H50V6H46V5H47V4H46ZM49 1H48V0H44L43 5H41V7H43V9H41V7H40V9H39V7H38V10L35 9V10H37V11H36L37 13H38V12L40 13V12H42V10H43L42 13H43L45 16H44L42 13H40V15L37 16V13H36V12H35L36 14L34 13L35 10H29V8H25L26 10L23 9V7H21V5H22L21 3H20V4H21L20 6H19V4L17 5V6H19V8H18L16 5H15L14 8H13L12 3L9 2V4H10L11 7H12V8H11V7H8V6H10V5L8 4L7 0H5V2H4V0H0V7H1L0 9H1V10L4 9V10L2 11V15H1V10H0V16H1V17H0V20H1V18L3 19L2 21H0V24H1V25H0V33L3 32V33L0 34V40H2V41H0V42H1V44H0V46H1L0 49L2 48L1 50H3V51H2L3 54H2V52H0V57H3V58L0 59V63L2 62V63L0 64V66H2V68H4V69H5L6 67H7V69L10 68L11 65H10L9 63H10V60H11V59H9V58H12L13 56H15V54H13V55L11 56V53H12L11 50H12V48H13L14 46H17L18 48L20 47V48H19L20 50H19L17 47H14V48H13V52L16 53V51H17V54H20L19 56H20L21 58H23L22 56H25V57H26V55H28L27 57H28V59H30V60H29V61H30V64H29V61H28L27 57H26V58L24 57V58H25L24 61H25V62L28 61V64H29L28 66H29V67H30V66H32V67L34 66V67H33L34 69H33L32 67H30V68H31V70H30L31 72L29 71V67H25V66L27 65V63H23V66H22V67L12 66V67H11V71L13 70V72H9V70L7 71V69H6L7 72H6V71L4 72L3 69L0 67V68L2 69V73H0V76H1L2 74H4V76L2 75L3 77L1 76L0 81H3V80L6 78L5 76H9V75H8V72H9V74H10V73L14 74V75H10L11 77L9 76V78H12L13 81H14V79H15L14 76H17V77H18L19 74H21L20 72L23 71V69H26V68H27V70H28V71L26 70L27 73L25 72V76L23 77V80L20 81L21 83H20V82H17V86H21V85L25 84V88H26V90H27V91H26V90H25V91H26L28 94H27L26 92H25V93L28 95V97H27V95L25 94V95H24V98L22 97L23 100L18 101V103L15 101L16 104H19V105H16L14 101L12 102V105L15 104V105H13V108L16 106L15 108L17 109L18 107L22 108V105H20V104L23 103L22 101H25V100H26V101L24 102L25 104H23V105L25 106V105L27 104V107L25 106V107L22 108L21 110H20V108H18L17 110H16V109H12V107L10 108V109H12L13 111H14V110H15V111H18L16 115L14 114V117H15V118L13 119V122L11 121V122H12V123H10L11 125H8V124L5 125V126L3 125V121H4L5 117H7L8 115H11V113H9L11 110L9 109L10 111H9V112H6V110H4V109H7V108L4 107V106H3V108H2V104H0V106H1V107H0V115H2L3 112H4V114L6 113V114L3 115L2 118L0 119V124H1V125H0V132H1V133H0V134H2V135H0V160H1V161H0V168H1V169H4L3 171L0 169V172H1L0 175H1V176L3 175V176L1 177V179L4 178V179H2V180H3V181L5 180L4 182H1L2 180L0 179V186H1L2 183H3V186H1V187H4V189H5V192H4V189H1V188H0V189H1V190H0V191H1V192H0V199H1V198H4V197L7 198V197H8V196H7L8 194H9V196L12 197V194H11V193L14 194V192L16 191V193H15V195H14V197H13L14 200H12L11 197H8V198H7V202L9 201V198H11V200H10L11 202L9 201V202H10L9 204H11V205H12V203H18V202L20 201V199H21V201H22V200H23V198H22V197H23V194H21L20 192H23V190H24V192H25V188L27 187L26 184H28V187H29V188L31 187L30 189H29V188L26 189L28 192H29V191L31 192L32 190H36V186H37V188H38L37 190H40V191H42L44 188H46V190L43 191V192H45V193L42 195V198H43V199H42L41 197H38V198L40 199L39 201H40V202H43V203H41L42 205H43V204L45 205L46 202H47L46 198H44V197H48V196L50 195V196H49V199L52 198V200H53V201H52V200H49V201L47 202L48 205L46 204V206H47L46 209H43V208L39 207V206H41V204L38 205V207L35 206V207H36V208H35L36 210H34V208H29V207H26V208H25V207H24V208H21V209L19 208V209H18V212L15 211L16 208H17V207L15 206L16 204H13L12 207L9 208V209L7 208V210L4 208V209H5L4 213H6V214L3 213V210L0 211V212H1V214H0V221H1V224H2V222L5 221L4 224L0 225L1 228L4 229V230H7L8 228H10V229H11V228H14V229L16 230L17 227H21V226H22V229H20V231H21L20 234L22 233V234H21L22 236L25 234L24 237L27 239V237L29 238V235L31 234V232L29 231V230H30V229H28L29 226L26 225L27 221H25V220H27L28 218H31L30 214L33 215L35 211H36V212H35L34 216H35V217L38 216V219H39V220H43V221H40V222H44L45 217H48L49 220L51 219V220H50V222H51V221L55 218L53 215H55V214H57V213H60L59 215H62V214H64V215H68L69 212H70V210H71V211H73V213L75 212V214L80 212L79 214L82 215V216H84V215H86V214L89 215V214H92L93 206H94L97 202L100 203L102 199H103V200H106V198H107V200L105 201L106 203L102 200V202H101L102 205L106 204V205H104V206H107V204L110 203V204L112 205V203H113V204L116 206V205H118L119 202L125 204L124 202L127 201V198H128L129 196H130V197L133 196V197H131V198L129 197V198H130L129 200H132V201H134V202H135L136 198H139V199H137L136 202H137L138 204H140V202H141V205H142V206H143V204H148V203H149L148 208H147V205L144 206V207L147 208V210H150V209L153 210V209H155V210H153V211L158 212V213H156V214L159 215V214L162 213V208H163V207H161V208L158 207V206H159V200L162 198V197H160V196L168 197V198H169V197H171V196L173 195V197H174V196H175V195L173 194L174 192H173L172 194L167 192V194H166V191H165V190H166L167 188H169V186H170L171 184H173V182H174V183H177V186H176V184H173V186H174V185L176 186L173 190L176 191V189H178V192L176 193V196H175L176 198L174 197L175 199H177L179 196H181V197H179L180 199L178 198V201L180 200V201L183 202V201H185L186 197H187L188 199H190V197H189V194H190V193H191L190 196L192 195V193H193L194 195H196V194L198 193V194H200L201 196L198 195V194H197L196 196H197L198 198L200 197V200H202L201 203L204 202V203H203V204H205L204 207H205V206L213 207L215 204H217V205L214 206V207H217V209H220V210H218V211H221V212H219V213L221 214L222 217H221V216H219V217L223 219V217L227 218L228 215H229L230 219H232L231 222L234 221L233 224L235 223L236 226L238 225L239 227H238V226H237V227L239 228V231H240V232L238 231V228H237L236 226H235L236 228L233 229L234 227H233V228L231 227V226H234L233 224H232V225H231V224L228 225V223H231V222L229 221V220H230L229 218H228V220H227V219L225 220V218H224V219H223V220H224L223 222H225V221L228 222L227 225L224 224L225 226H223V227H225V228L227 227V229H224V228H223L224 230H227V231H226L227 233L224 232L225 236H224V234H223V232H222V231H223V229H222V225H223V224H221V223H223V222H220V224H221L220 227H221V230H222V231H221V230L219 229V227L217 226V229H218L217 231H218V232H220V231L222 232V234L219 233V234H220V237L218 236V239L221 240V242L224 243V244H223V246H224L223 250H222V251H219V252L216 253V254L213 253V254H212L213 256H212V255L208 256L207 251H206L205 249H204V251H203V249H202L201 251H199V252H197V253L188 254V255H185V256H184V255H183V256H180V257L178 258V260H177L178 264H264V225H263L264 222H261V219H260V221L256 220V219H258V218H260V217L262 218V216H263V219H262V220L264 221V215H263L264 212H260V211H258V210L256 209L260 214L263 213L262 215L257 214V216L259 215L260 217L256 218V216H255V215H256V214H255V213H256V212H255V208L252 207L253 204H254V206L256 207V206L258 205L257 203H259V204H260V205H259L260 208H261V207L264 208L263 203H262V202L260 203L261 200L259 199V197L261 198V196H259V195H257V196L255 195V196H254V194H251L252 192H250V190L252 191V189H251L250 187L248 188L249 191H248V189H247L248 193H246V192H247V191H246V188H247L249 185L246 186V187H245V186H242V187H244L245 189L242 188V187L239 185V187L242 189V191L245 190L244 192L240 191L241 189H240V188L236 185V183H235L237 179H233V178H232V176H234V175L232 174L233 172H234V173H239L238 176H239V175H240V176H239V177L237 176V178H242V179L244 178V181H247V180L249 179L248 181L251 183V182H255L254 180L252 181V179H253L257 174H261L262 171H258V170H257L258 168H257V169H255V171L257 170V172H258V173L256 174L255 171H250V169L246 168V169H247V172L250 171V173L248 172V176H247V173H246V172H245V173H246L245 175H243V174L240 172V171H242V172H243V171H246V169H244V170H240L242 167L240 168V166H238L237 169L240 170V171L238 172V170L236 169V166L234 167V165H236V164L234 163L235 161L233 162V161L230 159V158L232 157V154L229 155V153H228V152H229L228 150H229V148H230L228 145L225 144V145H226V150H225V148L223 149V146H224V145L221 146L222 144H220L221 147L218 148L219 150L217 149L216 146H211V148H210L209 146H207V147H208L207 152L209 151L210 154H209V152H208V155H206V153H204V156H205V155L207 156L208 159L206 158V156H205V158L207 159V161L209 160L208 163H210V162L213 161V162H212L213 165H215L216 163H217V164H220L221 159H222V158L220 157V154L222 155V153L224 152V150H225V152H224L223 154L228 153V155L231 156V157L229 158V157H227V155L225 154V156L227 157V159H229L230 162H229L227 159H224L225 161L222 160V163L220 164L221 167H220V165H216L217 169H215V167H213V168H214V169H213V168H212V164H211V163L208 164L206 160L203 159V160H204V161H202L203 163L201 162V159H202L201 155H202V154H200V156H199V154H197V155L194 157V155H195L197 152L199 153L200 149L198 150V148H200V146H199L198 148H195V147H194V149H191V150H192V151H191V154L188 155V156H191V155L193 154L192 156H193L194 158H193V157L185 156V155H187V153H184V152H183V154H185V155H183V154H182V151L178 148V145H173L174 143H172V146H173L172 148H173V149H172L171 147H169V151H170L169 154L166 153V152L168 151V149H167L168 147L161 146L162 144H157V145H154V144L151 145V144H150V145H148V147H147L148 149L146 150V149H145V146H146L147 144H149V143H147V142H148L147 139H150V138H147L145 134H144V135H141V134L144 133V130L142 129L141 126H137V125L134 126V124L132 125V127H134V128H131V132L135 131V133H136V134L134 133V134H135V140H134V142L137 143V141H138V142H139V145H141V147H140V146H137V148L135 149V150H136L135 152H134V148H135V145H137L138 143L135 144L134 142H132V143H134V144H132L131 142H127V145H126V144H125L126 142L124 143V142H121L120 140H118V139H119V134L117 135V133H118L119 131H117V133H116L115 130H114V131L112 130V131H113L112 134H111L112 136L110 135L112 139L110 138V136H109V137H106V132H105L106 130L103 131V132L99 131V132L102 133L101 135L105 134V136L103 135L105 138H103V137L100 135V133H99L98 131H97V132H98V134H99V136H100L99 138H98V134L92 135V134H94V132H96V131H94L93 133H92L91 131H87V132L84 131V132L82 133V130H81V131H77V132H79V133L81 132L83 135L81 134L80 137L83 136L84 139H83V137H82L81 139H83V140L81 141L80 138H78V139H77V137L74 138V135H75L76 131L73 130L72 126H70L71 124L69 123V120H67V119H65V120H58V121H57L58 123H61L60 125H63V127H64V126L67 127V130L61 126V128H59L61 131H60V132H57V131H59V130H57V129H55V128H54V129H55V130H54L53 127H58V126H60V125H59V124H56V125L54 126L55 121H53V123H54V124H52L53 127H51V125H50V126H48V127H49L48 129H47V127H46V128H43L41 131L38 130V131H39L38 133H37V132H34V131H32V132H31V131H30V132L28 131V132L31 133L32 135H33L34 133H36V134H35V137H34V135H33V137H32L31 134H24V133H26L27 131H26V132L23 131V132H24V133H23L24 135L17 136V132L14 131V130L16 129V127H15V129L13 130L14 126H15V125H18V124L20 123L21 120L19 121V118L23 117V115L25 116L27 112L29 113V111H31V112H30L31 114H32V112H33V113L35 112L34 105H35V108L37 107V105L35 104V102H36L37 104H39V101L41 102L42 99H43V98H41V97L39 96V94H40L41 96L44 97V95H42V94H44L43 92H46V91H47V92H48V93H46L47 96H50V97H51V95H54V97L52 96V97H53V100H54V98H55V101H56V102H59V101H61V99H62V98H61V97L63 96L62 94L65 92V91H63V90H65V89L67 90V89H68L69 92H70L71 89L74 90V89H76V87H77V88H79V87L81 88L82 85H84V84L86 83V82L84 81V80L87 79L86 77H88V79H87L86 81H88V80L90 81V78L94 76V71L96 72V69H95V68L97 67V66H95L97 63L94 62V61L96 60L97 56H98V55H97V53H98L97 51H99V53L102 51V49L106 51V48H107L106 45L108 46V43H107L106 40L110 39L109 41H110V44H111V45L114 44L116 47L120 45V47H122L121 44H123V40H122V39H123V36H124V35H122V34H123V33L126 34V32H127L126 36H127V35H128V36L132 35L131 31L128 33V30H130V28H131V24L134 23L136 20H138L136 17L139 18V17L141 16V20H143V16H144V17H145V18H144L145 20H146L147 18H148L147 20H149L151 17H153L152 13H153L154 11H155V12H154L153 14H154V16H155V15H158L159 12H160L161 10H165L164 8H161V7H162L166 2H168L169 0H165V1H164V0H154V1H156V2H154V3L149 1L148 4H146V5H147L146 7H141L142 9H140V12L143 11V10L145 11V13H142V14H141V13H138L137 10H135L136 12L134 11V9H133L132 7H134L135 4H134V6H133V5H132L133 3H127V2H129L130 0H126L127 2H126L125 0H124V1L121 0V1L123 2V4H122V2H121L120 0H118V2H120V6H118V8H117V7L114 8V6H113V7L110 6V7H112L115 11H112V10H113L112 8H111L112 10L109 9L110 7L107 9L108 6H106V7L104 6V8H101V9H104L105 12L107 11V12H108V15H109V13H110V11H111V13H110V15H109L111 19H110L109 16L107 15V12H106V14H105L104 11L98 10V12L100 11V12H99V15H100V16H103V13H104V16H103V17H106V18H107V16H108L109 19H108V18L106 19L107 23H106V21H105V23H104V24H105V25H104V28H105L106 32H107V31L109 32V30H110V33L107 32V34H106L107 36H109L108 34H110V36H111V34H112V36H113V35L115 36V37L113 36V37H114L113 40H111V39H112V36H111V37L109 36V38H108L105 34H103V35L100 36L99 34H96V32H94V30H98V29L95 28L96 26L94 27L93 24L91 25V22H92V21L89 20V19H90V18H89L90 16L87 17L88 14L86 15V13H84V14L81 13V15H80V13L77 12V10L79 11L77 5H76L77 10H76V9L74 10V7H75L74 3L76 4V2H75L74 0H72V1H73V5H71V4H72V1H70V0H69V4H70V5H69L67 2L64 3V0H63V2H62V1L60 2V0H55L56 2L58 1V3L54 2L53 0H49ZM65 1H68V0H65ZM114 1H115V0H114ZM2 2H3V3H2ZM52 2H53V3H52ZM59 2H60L61 4L63 3L65 6L69 5L71 8H68V6H67V7L64 9L63 4L61 5V4H59ZM4 3H7V4H6V5H7L6 7H5V4H4ZM24 3H23V4H24ZM37 3H38L39 5H36ZM40 3H41V4H40ZM55 3L57 4V6H58V4L61 5V6H60L61 8H58V7H57V9H56V8H55L56 6H54ZM2 4H3V5H2ZM126 4H127V5H126ZM1 5H2V6H1ZM13 5H14V4H13ZM25 5H24V6H25ZM30 5H31V6H30ZM34 5H35V6H34ZM123 5H125V7H124ZM131 5H132V6H131ZM27 6H25V7H27ZM53 6H54V7H53ZM122 6H123V9H122ZM4 7H5V8H4ZM7 7H8L9 9H8ZM16 7H17V10H13V9H16ZM46 7H47V8H46ZM52 7H53V8H52ZM62 7H63V8H62ZM72 7H73V8H72ZM120 7H121V9H120ZM128 7L132 10V12H131V10H130ZM10 8L12 9L11 11H12L13 15H14V16H17V17H15V19H14V18H13L14 16L12 15V16H13V17H12L13 19L11 18V19L9 20V17L7 16V20H6V16H4V14H5L6 10H8V11L10 12ZM21 8H22L23 10H25V12H24L23 10H20ZM48 8H49L50 10H49ZM54 8H55V9H54ZM124 8H125V10L127 9V10H126L127 15H125V13H124V16H123V13H121V12H122V11H125ZM46 9H47L48 11H50V12H51V9H52V10H54L53 12H55L56 14H55V13H52V12H51V14H48L49 12L46 13V12H47V11H45ZM60 9H61L62 11H61ZM66 9H68L67 11L70 13V14H69V13H68V14H69L70 16H72V18H70V16L68 17L67 25L63 26V28L65 27V30H62L63 28H61L62 31H65V34L63 33L65 37L63 38V35L60 33V29L58 30V32H57L56 34H54V33H55V29H52V30H51L50 27H47V25H46L45 22H46V20H47V21H48V20L55 21V20H56V19H55V18H56V15L60 16L62 13L65 12ZM116 9H119V10H116ZM150 9H151L153 12L150 11ZM40 10H41V11H40ZM58 10H59V11H58ZM73 10H74L76 13H75ZM128 10H129V11H128ZM147 10H149L150 12H148ZM159 10H160V11H159ZM8 11L6 12V14L8 13ZM16 11H17V14H16ZM27 11L29 12V14H27V13H28ZM57 11H58V14H57ZM60 11H61L62 13L59 15ZM63 11H64V12H63ZM117 11H119V13H118ZM138 11H139V10H138ZM14 12H15V13H14ZM19 12H21L22 14L19 13ZM26 12H27V13H26ZM72 12H73V13H72ZM101 12H102V13H101ZM112 12H114L115 14L112 13ZM129 12H130V13H129ZM146 12L150 13L152 16L147 17L149 14L146 16V15H145ZM157 12H158V14H157ZM31 13H32V14H31ZM33 13H34V14H33ZM39 13H38V14H39ZM45 13H46V14H45ZM128 13H129L130 15H129ZM131 13H132V14H131ZM133 13H134L135 16H136L135 18H134V16H131V15H133ZM136 13H137V15H138V14H140V15L137 16ZM160 13H161V12H160ZM6 14H5V15H6ZM8 14L11 15V12L8 13ZM8 14H7V15H8ZM30 14H31V15H30ZM41 14H42V17H41V18H43L44 20L40 18ZM53 14H54V15H53ZM75 14L77 15V18L75 17V16H76ZM117 14H119V15H118V17H120L119 19H121L122 16H123V18L126 19V20L124 21L123 18H122L121 20H119L118 18L115 17V16H117ZM120 14H121V15H120ZM143 14H144V15H143ZM18 15H19V16H18ZM27 15L29 16V18H28ZM46 15H47V17H46ZM48 15H50V16L48 17ZM82 15H83V16H82ZM105 15H107V16H105ZM111 15H112V16H111ZM113 15H114V16H113ZM128 15L132 17V18L130 17V19H134V20H130V19L128 18V17H129ZM159 15H160V14H159ZM161 15H162V14H161ZM25 16L27 17V19H26ZM34 16H35V17H34ZM43 16H44V17H43ZM51 16H54V17H52V19H51ZM81 16H82V17H81ZM20 17H21V19H23V17H24V20L19 19ZM33 17H34V18H33ZM126 17H127L128 19H127ZM4 18H5V19H4ZM16 18H17L18 20H16ZM38 18L40 19V21H38V20H39ZM73 18H74V19H73ZM81 18H83V19L81 20ZM115 18H116L117 20H116ZM155 18H156V16L153 17V19H155ZM34 19H35V20L37 19L36 21H38V24H37V22H36ZM45 19H46V20H45ZM54 19H55V20H54ZM72 19H73L74 21H72ZM78 19H80V20H78ZM84 19H85V21H83ZM135 19H136V20H135ZM5 20H6V21H5ZM8 20H9L10 22H9ZM11 20H12V21H11ZM14 20H15V21H14ZM25 20L28 21V22H29V21H32V22H33V20H34V22H36V25H35V26H34V24L32 25L31 22L27 23ZM41 20H43V21H41ZM69 20H70L71 22H69ZM75 20L78 21V23H79L80 26H81V24L83 25L84 23H86V24L83 25V28H84L83 31L81 30L82 27H81V29H80V28H79L80 26L77 25V26H78V28H77L76 26L73 25V24L77 23ZM88 20H89V21H88ZM94 20H95V19H94ZM110 20H111V21H110ZM145 20H144V21H145ZM20 21H21V23H20ZM23 21H25V22H23ZM90 21H91V22H90ZM109 21H110V22H109ZM112 21H113V22H112ZM115 21H116V22H115ZM117 21L121 22V24H120L119 22L117 23ZM126 21H127V22H126ZM128 21H130V22L128 23ZM131 21H132V22H131ZM2 22H3L4 25L2 24ZM7 22H8L9 24L13 22V24L15 23V25H13V24H12V25H9ZM16 22H17V23H16ZM40 22H41V24H40ZM42 22H43V23H42ZM74 22H75V23H74ZM80 22H81V24H80ZM89 22H90V23H89ZM94 22H95V21H94ZM18 23H20V24H18ZM26 23H27V24H26ZM30 23H31V25H30ZM47 23H48V22H47ZM78 23H77V24H78ZM108 23H109V25L113 23V24H112L113 27H112V25H110V26L107 25ZM114 23H116V26H114V25H115ZM124 23H125V25H124ZM7 24H8L9 26H8ZM17 24H18V25H17ZM23 24H24V25H23ZM25 24H26L27 29H24V28H26V27H25ZM89 24H90V25H89ZM122 24L124 25V27H123ZM127 24L129 25L128 27H127ZM2 25H3V26H2ZM21 25H23V26H21ZM27 25H28V26H27ZM39 25H40V26H39ZM44 25H45V27H44ZM70 25H71V26H70ZM85 25H87V26L89 25V26H88V27H87V26L85 27ZM106 25H107V26H106ZM119 25H120L121 27H123V28L121 29V28L119 27ZM11 26H12L13 28H12ZM14 26H17V27H14ZM32 26H33V27H32ZM72 26L75 27V28H73ZM90 26H91V29H94V28H95V29H94V30L89 29ZM92 26H93L94 28H92ZM105 26H106L107 28L110 27L111 29H107ZM125 26H126V27H125ZM5 27H6V28H5ZM29 27H30V28H29ZM34 27H35V29H34ZM37 27H38V28H37ZM40 27H42V28H40ZM43 27H44V28H43ZM71 27H72L73 29H72ZM16 28H17V29H16ZM21 28H22V29H21ZM46 28L48 29V32H49V33L47 32ZM69 28H70V29H69ZM87 28H88V29H87ZM115 28H117V29L120 28V29H119V31H118V30H115ZM126 28H127V29H126ZM6 29H8L9 31L6 30ZM10 29H11V30H10ZM31 29H32L33 33L36 32L38 29H39V31H40V30H41V31H40L39 33H38V31H37V32H36V36H35V34L33 35L32 31H30ZM43 29H44V30H43ZM68 29H69L70 31H72V32H69ZM123 29H126V30H123ZM2 30H3V31H2ZM5 30L8 31V32H6ZM14 30H15V31H14ZM25 30H26V31H25ZM49 30H51V31L54 30V31H53V32H50ZM84 30H85V32H84ZM86 30H87V31H86ZM88 30H89L90 32H89ZM111 30H112V33H111ZM23 31H24L25 33H23ZM29 31H30V32H29ZM42 31H45V34H44ZM62 31H61V32H62ZM76 31H77V32H78V31H82V32L77 34ZM114 31H115V32H114ZM123 31H124V32H123ZM4 32H6V34H5ZM15 32H16V33H15ZM17 32H18V33H17ZM41 32H42V33H41ZM74 32H75V33H74ZM83 32H84L85 35H86L87 32L90 33V34H87V35H88V38H87V35L85 36V35L82 34ZM91 32H92V33H91ZM106 32H105V33H106ZM117 32H120V34L117 33ZM122 32H123V33H122ZM142 32H143V31H142ZM22 33H23V35H21ZM27 33H28V34L31 33V36H30V34H29V37H28L29 40H26V38H27V36H28ZM47 33H48V34H47ZM50 33H52V34H50ZM70 33H71V34H70ZM93 33L96 35L95 37H97V35H98V38H94V39H93V37H92V36L94 35ZM113 33H114V34H113ZM15 34H16V36L19 35L18 37H16V38H18L17 40H16V38H15ZM40 34H42V35H40ZM43 34H44L46 37H45V36L43 37ZM58 34H60V35H58ZM69 34H70V35H72V34H76V37L78 36V38H80V39L77 38V40L75 41V39H76V37H75V38H74V41L71 42V39H70V38H69V39L67 38V37L70 36ZM81 34H82L83 36H82ZM91 34H92V35H91ZM115 34H116V35H115ZM145 34H146V35H145ZM3 35H6V36H3ZM7 35H8V37H7ZM10 35H13V37H11ZM51 35H54V36H51ZM67 35H68V36H67ZM89 35H90V36H89ZM117 35H118V36H117ZM144 35H145V37H143V38L148 39V38H147V33H142V36H144ZM2 36H3V38H2ZM24 36H25V37H24ZM32 36H35V38L32 37ZM47 36H48V37H47ZM55 36H57V37H55ZM60 36H62V37L60 38ZM66 36H67V37H66ZM84 36H85V37H84ZM120 36H121V37H120ZM142 36H141V37H142ZM10 37H11V38H10ZM21 37H22V38H21ZM36 37H38V38L41 37V38H40V41H42L43 38H46V39L48 38L49 40L47 39L48 42H46L47 40L44 39L45 42L42 41V42H44V44H41V42H40ZM89 37H90V39H89ZM91 37H92V39H91ZM101 37H102V38H101ZM105 37L108 38V39H105ZM117 37H120V38H117ZM130 37H131V36H130ZM130 37H129V38H130ZM4 38L7 40V46H6V47H7L8 49H11V50H7V53H8V54H9V51H10V56H9L8 58H7L8 55H7V56L4 55V54H6V53H5V52H6L5 49H7L6 47H4V46L6 45V40H5ZM14 38H15V39H14ZM19 38H20V39H19ZM31 38H33L32 41H31ZM58 38H59L60 40H58ZM81 38H82V39H83V38H84V39H85V38H86V39H89V40L91 41L92 44L90 43L88 46H90V47H91L92 45H94V46H92L91 48H90V47H89V48L86 47V49H85L86 51L84 52V50H83L84 48H82V47H85V46L82 45V42L78 43L79 41H82ZM103 38H104L105 40H104ZM115 38H116V39H119V40H116ZM121 38H122V39H121ZM131 38H132V37H131ZM10 39H12V40H10ZM23 39H25V40H23ZM35 39L37 40V46L35 45V43H36V40H35ZM51 39H56V40H54L56 43H55L54 41H52ZM63 39H64V41H63ZM67 39H68V40H67ZM96 39H100V40L103 39L102 41H99V40H98L99 43H102L103 41H106V42H103L101 45H100V44H97L98 46L95 48V46H96L95 43H98ZM120 39H121V40H120ZM9 40H10V41H9ZM13 40H14V41H13ZM15 40H16L17 42L22 41V42H20V44H22V45H21L22 47L20 46V44H18L17 42H15ZM34 40H35V41H34ZM66 40H67V41H66ZM93 40L95 41L94 44H93ZM11 41H12V42H11ZM23 41H25L26 43H27L28 41H30L31 44H30V43L26 44V43L23 42ZM50 41H51V42H50ZM58 41H59V42H58ZM69 41H70V42H69ZM90 41H88L87 44H88ZM109 41H108V42H109ZM112 41H115V43H112ZM119 41H121L122 43L119 42ZM2 42H3V44H2ZM8 42H9V46H8ZM33 42H34V43H33ZM49 42H50V43H49ZM53 42H54L55 44H54ZM63 42H64V46H65V45H68V46H69V45H72V46H73V45L75 44V45L72 47V48H73V49H72L73 52L71 51V48H70L71 46L69 47V49H67V48H68L67 46L63 47ZM66 42H68V43H66ZM75 42L78 44V46H77V44H76ZM117 42H119V43H121V44L118 45V44H116ZM4 43H5V44H4ZM38 43H40L41 46H40ZM47 43H48V44H47ZM60 43H61V45H60ZM65 43H66V44H65ZM25 44H26V45H25ZM45 44H46V49L48 50V52H46L47 50H46L45 48H44V50H42L43 48H42V49H37V48H39V47H42L43 45H44V47H45ZM79 44H80L81 46H80ZM110 44H109V45H110ZM10 45H11L12 47H11ZM33 45H34L33 49H34V50H35V49L37 50L36 53L33 52V53L35 54V56L39 53V51H40V53H43L42 56H41V55L36 56V58L39 57V56L41 57V58L39 57L40 59L38 58V60H35L36 58H34V56H32L33 53H31V51H34V50H32V46H33ZM38 45H39V46H38ZM47 45H49V46H47ZM50 45H51L52 48H50ZM52 45H53V46H52ZM57 45H58V47H57ZM54 46H55V47H54ZM60 46H62V47H60ZM75 46H76V48H78V47L80 46V48H78L79 51H77V49H74ZM100 46H102V47L105 46V47H104L105 49H104V48L99 49ZM29 47H30V49H31V50L28 49L30 55H29L28 52H27V51H28L27 48H29ZM47 47H49V49H48ZM66 47H67V48H66ZM120 47H117V50H116V51H117L118 53H115V54H114L115 56H117V54H120V53H119V49H120V50L122 49V48H120ZM4 48H5V49H4ZM16 48H17L18 50H17ZM25 48H26V50H25ZM54 48H56V50H55ZM57 48H58V49H57ZM63 48H64V49L66 48L65 51H64ZM92 48H93L97 53H96L95 51H92ZM97 48H98L99 50H96ZM22 49H23L24 54H26V52H27L26 55H23ZM50 49H53V50L50 51ZM81 49H82V50H81ZM87 49H88V51H87ZM90 49H91L92 52H95V53H92V52H91L92 57H93V55H95L96 58H95V56H94L93 58L88 57V53H87V52H89V54H90ZM1 50H0V51H1ZM4 50H5V51H4ZM38 50H39V51H38ZM66 50L68 51V54H66ZM74 50H75V51H74ZM80 50H81V51H80ZM18 51H20V52H18ZM53 51H54V53H53V56H52V52H53ZM55 51H56V52H55ZM58 51H59V52H58ZM62 51H63V52H62ZM69 51H71V54L73 53V54H75V55H73V54H72L73 56H71V54L69 55V53H70ZM76 51H77V52H76ZM105 51H104V52H105ZM116 51H115V52H116ZM148 51H149V50H148ZM148 51H147L146 54H151V53L153 52V53L151 54L152 57H153V56H154V57H155V56L158 57L157 55L160 54V52H159V54H154L155 52L158 53L157 51H153V50H152V52L149 51L150 53H149ZM162 51L164 52V51H167V50H165V49L163 48ZM169 51L171 52V54H170V57H171V55H173V54H172L171 49H169ZM45 52H46V54H45ZM60 52H61V54H60ZM64 52H65V54H66L65 57H66L67 59H66L65 57H63L64 55H63L62 53H64ZM74 52H75V53H74ZM78 52H80V54H81V53H82V54H85V53H86V54H87V55L85 54V55H86V58L88 57L87 59H88V60L90 59V60H92V61H93V59H94L93 62H94L95 64H92L93 62H92V61L90 62V60L87 61V59H85V57H83L84 55L82 56V54L80 55ZM83 52H84V53H83ZM163 52H161V54H162ZM167 52H168V51H167ZM167 52H164V54H162V56L164 55V57H165ZM170 52H168V53H170ZM40 53H39V54H40ZM55 53H56L57 55H56ZM76 53H78L80 56H79L78 54H76ZM99 53H98V54H99ZM102 53H103V51H102ZM1 54H2V55H1ZM48 54H49V55H48ZM21 55H22V56H21ZM45 55H46V56H49L50 59H49V58L44 59V56H45ZM60 55H61L62 59H60V57H59ZM67 55H68V56H67ZM77 55H78V56H77ZM114 55H113V53L111 52V56H112V57H110V58H112V59L109 58L110 60L108 59V61H109V63H110L111 65H115V64H117V63H115V61H117V60L120 61V62L117 61L119 65H122L121 67H119V68H120V69H119V73H121V71H120V70H122L121 68H124V69L128 68L127 70H129V72H128L127 70H124V69L122 70V72H123V71H127V72H126L127 75L130 74L129 76H132L131 74H135V75H136V74L139 72L138 69H139V70L142 69V66H141L142 63L140 62V60L143 62V58H139L140 60H137V62L135 63V65H136L137 67H138V66H139V67L137 68V67L135 66L136 69H134L135 71H133V69H131V67H125V66H123V64L125 65V63L122 62L123 64H121V58H120L119 56L122 57V55H118L119 59H118V57H116L117 60H116V58L114 57ZM30 56H32L33 59H31ZM69 56H71V59L69 58ZM74 56H75V57H74ZM76 56H77V57H76ZM89 56H91V55H89ZM160 56H161V55H159V57H160ZM51 57H53V58H51ZM72 57H73V59H72ZM82 57H83V59H82ZM138 57H143V56H138ZM159 57H158V58H159ZM5 58H6V60H5ZM57 58H58L59 61L57 60ZM80 58H81V60H80ZM114 58H115V61H114ZM160 58H162V57H160ZM2 59H4L5 61L9 62V63H8L9 66H8L7 64H5L6 67H3L4 63H7V62H4V63H3V60H2ZM8 59H9V60H8ZM26 59H27V60H26ZM51 59H52V60H55V59H56V61L53 62ZM64 59H65V60H64ZM78 59H79V60H78ZM84 59H85L86 61H85ZM137 59H138V58H137ZM175 59L178 60V58H175ZM22 60H23V59H22ZM22 60H21V61H22ZM32 60H34V63H33ZM46 60H47V61H48V60H51V61H48V63H47ZM61 60H62L63 62H66V61H67V64L64 63V64L66 65V67H68V66L70 67V64L72 63L71 65H72L73 67H72V66L70 67V68H72V70L69 69V67H68L69 70H67V68L65 69L64 64H63V63H60V62H62ZM69 60H70V61H69ZM72 60H73V61H72ZM75 60H76V61L78 60V64H79L81 61H82V62H81V64L77 65ZM83 60H84L85 62H89V63L87 64V63L83 62ZM97 60H98V59H97ZM112 60H113V61H112ZM135 60H136V59H135ZM172 60H173V59H172ZM172 60H170V61L172 62ZM31 61H32V63H33L34 65L31 63ZM40 61H42V62H43V61H46L45 64H47V68L50 67L51 64H55V63H57V64L54 65V68H55V66H56V69L59 68V69H58V72L61 71L62 69H63V70H66L67 72L65 71L66 73H64L63 70H62V71H61L62 73H60V72L57 73L58 75L60 74V75H59L60 77H57V78H55L56 76L50 77L49 75H45L46 78L43 77V76L40 77V76L37 75V74H39V71L44 70V69L41 68L42 66H43V68L45 67V66H44V62H43V65H42V62L40 63ZM74 61H75V62H74ZM122 61H123V60H122ZM138 61H139V62H138ZM173 61H174V60H173ZM35 62L37 63L36 65H35ZM58 62H59V63H58ZM68 62H71V63L69 64ZM73 62H74V63H73ZM96 62H97V61H96ZM111 62H114V63H111ZM38 63H39V64H38ZM49 63H50V64H49ZM83 63H84V64H83ZM90 63L92 64V67H93V68L95 67V68H94V71H92L93 69H92V67L89 65ZM138 63H141V64L137 65ZM175 63H176V60H175V62H172V63H171V66H172V65H175ZM24 64H26V65H24ZM59 64H61V66H63L64 68H62L61 66H59ZM73 64L75 65V67H74ZM5 65H4V66H5ZM40 65H41V66H40ZM81 65H82L83 68H85V69L87 68V69H86L87 71H84L85 69L83 70V68L81 67ZM85 65H86V66H85ZM87 65H89V68H88ZM187 65H188V64H186V69H188ZM39 66H40V67H39ZM76 66H77V67L79 66L82 70H81L80 68H77ZM127 66H131V65H129V63H127ZM140 66H141V67H140ZM171 66H170V67H171ZM189 66H190V65H189ZM191 66H192V65H191ZM191 66L189 67V70L191 69ZM193 66H194V65H193ZM15 67H16V68H15ZM23 67H24V68H23ZM35 67H36L37 69L39 68L40 70L38 69V70H39V71H38L37 69H35ZM60 67H61V68H60ZM135 67H134V68H135ZM17 68H18V69H17ZM20 68H22V69H20ZM76 68H77V69H76ZM172 68H173V66H172ZM1 69H0V72H1ZM16 69H17V71L19 70V73L16 72ZM56 69H54V70L57 71ZM60 69H61V70H60ZM32 70H34V72H32ZM73 70L75 71L74 73H73ZM78 70H80V73H81L80 75H83L82 73H84L85 76H83V77H84L85 79H79L80 77L82 78V76L79 75ZM171 70H173V71H174V70H178L177 65H176V68H175V69L173 68V69H171ZM24 71H25V70H24ZM36 71H37L38 73H37ZM68 71H69V75L67 76ZM70 71H72V72H70ZM76 71H77L78 74L76 73ZM82 71H84V72H82ZM130 71H131V72H130ZM136 71H137V73H135ZM14 72H15L17 75H15ZM29 72H30V73H29ZM35 72H36V73H35ZM5 73H7V74H5ZM28 73H29V74H28ZM41 73H42V72H40V75L43 74V73H42V74H41ZM44 73L46 74L45 71H44ZM86 73H87V74H86ZM91 73H92L93 76L91 75ZM126 73H124L123 75L126 76ZM26 74H28L29 76L27 77ZM30 74H32V75H30ZM33 74H34V75L36 74V77H34ZM63 74H64V75H63ZM73 74L75 75V78H76V79L72 77ZM88 74H90L91 76H87ZM43 75H44V74H43ZM76 75H77L78 79H77ZM123 75H121V78L124 77ZM137 75H138V74H137ZM12 76H13L14 78H13ZM48 76H49V79H50V80L48 79ZM70 76H71L73 79L70 78ZM79 76H80V77H79ZM38 77H39L40 79L43 78L44 80L42 79L43 81H40ZM61 77H62V79H64V78H66V79H64V80L62 81V80H60ZM67 77H69V78H67ZM2 78H4V79H2ZM27 78H28V80H27ZM30 78H31V79L33 78V79H32L33 82H29V79H30ZM54 78H55L56 80H55ZM124 78H125V77H124ZM36 79H37V81H36ZM52 79H53V82L51 81ZM68 79H70V80L68 81ZM74 79H75V80H74ZM45 80H48V82L45 81ZM54 80H55V81H54ZM66 80L69 82V84H71V83L73 84V82H71V81L73 80L74 83H75L77 86H75V84H73L75 87H73L72 84L69 85V84L67 83ZM76 80H77L78 83H79L80 80H83V81H81V83L77 84ZM24 81H26V82H24ZM30 81H31V80H30ZM34 81H35V83H34ZM39 81L41 82V85H39V83H40ZM44 81H45L46 85H48V86H45ZM58 81L60 82L61 85L58 83ZM65 81H66V82H65ZM15 82H16V81H15ZM36 82H37L38 84H36ZM42 82H43V83H42ZM50 82H52V83H50ZM54 82H55L56 84L58 83L59 86H58V85L56 86V84H55ZM82 82H84V83L82 84ZM22 83H23V84H22ZM32 83H34V84H33L34 86H32L31 89H28L27 87H28L29 85L31 86ZM47 83H48V84H47ZM64 83L67 84V85H65ZM15 84H16V83H15ZM26 84H27V85H26ZM63 84H64V87L62 86ZM81 84H82V85H81ZM50 85H54V86L52 87V86H50ZM79 85H80V86H79ZM30 86H29V88H30ZM35 86H36V88H34ZM38 86H39V87H38ZM40 86H41V88H40ZM49 86H50V88H49ZM55 86H56V87H55ZM66 86H70V87H66ZM42 87L44 88V90H43ZM58 87H59V88H58ZM60 87H63V89L61 90ZM38 88H40V90H39ZM45 88H46V90H45ZM51 88H52V89H51ZM55 88H58V91H57V92H55V91L57 90V89H55ZM69 88H70V89H69ZM80 88H79V89H80ZM35 89H37V90H39V91L37 92V90H35ZM41 89L43 90V92L41 91ZM50 89H51V90H50ZM48 90H50V91H48ZM53 90H54L55 93H52ZM34 91H35V92H34ZM30 92H31V93H30ZM39 92H40V93H39ZM49 92H50V93H49ZM58 92H59L60 94H59ZM67 92H68V91H67ZM67 92H65V93H67ZM38 93H39V94H38ZM61 93H62V94H61ZM65 93H64V94H65ZM48 94H49V95H48ZM37 95H38V98L36 97ZM55 95H57V96L59 95L60 97H59V96H58V97H55ZM64 96H65V95H64ZM235 96H236V95H235ZM26 97H27V98H26ZM31 97H33L32 100H29V98L31 99ZM34 97H35L36 99H34ZM39 97H40L41 100H39ZM52 97H51V98H52ZM56 98H57L58 101L56 100ZM60 98H61V99H60ZM64 98H65V97H64ZM27 99H28L29 101H27ZM33 99L35 100V102L32 104ZM59 99H60V100H59ZM37 100H38V101H37ZM0 103H1V101H0ZM28 104L31 105L30 108L28 107V106H30V105H28ZM1 108H2L4 111L1 110ZM28 108H29V109H28ZM31 108H32V109H31ZM23 109H24V110H23ZM7 110H8V109H7ZM19 110H20V114H19ZM25 110H26L27 112H26ZM32 110H33V111H32ZM13 111H12V113H16L15 111H14V112H13ZM21 112H22V114H23L22 116H20V115H21ZM25 112H26V113H25ZM257 112H259V113H257ZM257 112H256V114H258L259 118L256 117V119L261 120V116H263V114H264V113L262 114V112H264V111L259 110V111H257ZM7 113H9V114H7ZM30 113L28 114V116H31V117H32V115H31ZM41 113H42V115H40ZM44 113H45V114H44ZM48 113H49V114H48ZM245 113H246V112H245ZM254 113H255V111H254ZM38 114H39V113H38ZM40 114H39L40 119H42V118H44V119H45V118H50V111H49V110L44 109V110H42V111L40 112ZM46 114H47V116H46ZM246 114H247V113H246ZM246 114H245V115H246ZM250 114L252 115L253 112H251ZM256 114H255V115H256ZM260 114H262V115H260ZM12 115H13V114H12ZM247 115H248V114H247ZM251 115H250L249 119H250L251 117H255L254 114H253L252 116H251ZM16 116H17V119H16ZM19 116H20V117H19ZM39 116H38L37 114H36V116L34 115V117H36V118L39 117ZM45 116H46V117H45ZM256 116H257V115H256ZM18 117H19V118H18ZM34 117H33V118H34ZM249 119H248V120H249ZM10 120H11V119H10ZM15 120L17 121V123L15 122ZM1 121H2V122H1ZM59 121H60V122H59ZM83 121H84V120H83ZM262 121L264 122L263 119L261 120V122H262ZM21 122H22V123H20V124H23L24 121H21ZM67 122H68V123H67ZM84 122H85V121H84ZM13 123H14V124H13ZM12 124H13L14 126H12ZM67 124H68V125H67ZM57 125H58V126H57ZM10 126L12 127V130H13V131L11 130V127H10ZM68 126H70V127H68ZM137 127H138V128H137ZM51 128H52V129H51ZM69 128H72V130H70ZM115 128H116V127H114V129H115ZM44 129H47V131L43 132ZM62 129L66 130V131H64V130H62ZM68 129H69L70 131H69ZM135 129H136V130H135ZM139 129H140V130H139ZM171 129H172V127H171L170 130H169L170 132H168V133H170V134H171ZM10 130H11L12 132H10ZM48 130H49V132H48ZM52 130H53V132H51ZM116 130H118V129H116ZM54 131H56V132H54ZM62 131H63V132H62ZM139 131H141V132H139ZM33 132H34V133H33ZM41 132H42L43 134H42ZM46 132H47V133H46ZM65 132H69L70 135H71V133H72V136H73L72 138H74V139H72L71 136H70L68 133H65ZM74 132H75V133H74ZM137 132H139V134H137ZM9 133H10V134H9ZM15 133H16V134H15ZM40 133H41L42 135H44V134H45V135L47 134V135H46V136L44 135V137H41V134H40ZM51 133H53V134H51ZM54 133H55V134H54ZM56 133H57V135L59 136L58 138H57ZM58 133H59L60 135H59ZM62 133H63L64 135H62ZM73 133H74V134H73ZM84 133H85V135H84ZM87 133H88V135H89V137H90V139H89V137H88L89 140L86 139L87 136H88V135H86ZM91 133H92V134H91ZM113 133H114V134H113ZM168 133L166 134L167 136L165 135L166 139L163 138L165 141L167 140L168 135H170V134H168ZM20 134H22V133H20ZM49 134H50V135H49ZM90 134H91V135H90ZM147 134H148V133H147ZM3 135H4L5 137H7V138L4 139V136H3ZM8 135H9V137H8ZM27 135H28V136H27ZM30 135H31V136H30ZM36 135H37V136H36ZM39 135H40V136H39ZM96 135H97V136H96ZM113 135H116L115 137H117V136H118V137H117L116 139H114L115 137H113ZM136 135H137V136H136ZM139 135H140V137H139L140 139L137 140V138H138ZM22 136H23V138H21ZM50 136H54V137H55L54 140H53V141H56L55 143L52 141V139L50 138ZM64 136H65V139H64V140H67V139H68L67 141H68V142L70 141L69 144H67V143H68L67 141H66L67 143H64L65 141L62 139V138H64ZM66 136H67V137H66ZM92 136H94V137H92ZM95 136H96V138H98V139H96ZM142 136H143V137H142ZM2 137H3L4 141H3ZM26 137H27V139H26ZM36 137H37V139H36ZM46 137L49 138V139H46ZM20 138H21V139H20ZM29 138H30V139H29ZM34 138H35V139H34ZM60 138H61L63 141H62V140L60 141V140H59ZM66 138H67V139H66ZM69 138L72 139L73 142H74V141H75V142L73 143L72 140H70ZM101 138H103L104 140L108 138V139L106 140V142H105V145L102 144V146H104V147L101 146V147H102V148H101L102 150L99 148L100 145L96 146L97 143L100 142V139H101ZM141 138H143V139L141 140ZM144 138H145V139H144ZM169 138H171V136H169ZM25 139H26V140H25ZM85 139H86L87 141H85ZM113 139H114V140H113ZM11 140H12V141H11ZM36 140H38V142H37ZM57 140H58V141H57ZM77 140H78L79 142H78ZM90 140L93 141L92 143H94V141L97 142V143L95 142L96 145L93 144V145L96 146L97 148H95L93 145H90L91 142H90V144H89L90 146H92V147L95 148V150H93V151H95V152H93V151L90 150V148H89L90 146H87L88 141H90ZM104 140H102L103 143H104ZM109 140H110V141H115L114 143H115L116 145H115V144H114V145L117 146V144H118V145H121V147L117 146V147H119V148L116 147V149H115V147L112 145L113 142H112V143L107 142V141H109ZM117 140H118V141H117ZM136 140H137V141H136ZM6 141H9V142H10L9 145L7 144ZM34 141H36V142H34ZM39 141H40V142H41V141H44L45 143H44V142L39 143ZM46 141H47V142H46ZM59 141H60V142H59ZM80 141H81V142H80ZM83 141L86 142V143H84ZM116 141L119 142V143H122V144L116 143ZM140 141H141V142H140ZM142 141H143V143H142ZM150 141H152V143H153V139H151ZM11 142H13V143L11 144ZM15 142H16V143H15ZM50 142H51V143H50ZM102 142H100V143H102ZM144 142H145V143H144ZM1 143H2V144H1ZM3 143H5V144H3ZM17 143H19V145H20V144H22V145L19 146ZM25 143H26V144H25ZM27 143H28V144H27ZM29 143H30V144L32 143L31 145H34V146H35V145H36V146H39L38 148L40 149V151H42L43 153L45 152V153H44V154H45V155H44V158H45V157L48 158V159L51 158V159H50L51 161L48 160V159H44L43 156H42V154H43L42 152H41V156H40L39 153H37V152H40V151H38L39 149H37L36 146H35V148H34V146H32V148H31V147H30L31 145H30ZM35 143H36V144H35ZM46 143H48V146H47ZM56 143H61V144H63V145H62V147H61V144H57V145H56ZM71 143H73L74 145L71 144ZM75 143L77 144V146H75V145H76ZM106 143H109V144L111 145V148H110V145L107 144V145H109V146H107V147L110 148V150L106 147ZM128 143H129V146H130V147H131V145H132V146L134 145V148L132 147L133 149H132V148H128V149H127L126 146H128ZM130 143H131V145H130ZM13 144H14V145H13ZM37 144H38V145H37ZM45 144H46L47 148H46V146H44ZM49 144H50V146H49ZM54 144H55L56 146H55ZM98 144H99V143H98ZM123 144H125V145L122 146ZM142 144H143V146H142ZM145 144H146V145H145ZM11 145H12V146H11ZM16 145H18V147H20V148H21L22 146H24V145H25V146L22 147L21 150H19L20 148H17ZM52 145L55 146V147L53 146L54 149H53V148L51 149ZM68 145H69V146H68ZM70 145H72L73 147L75 146L74 148H76L77 150L74 149V148H72V149H74V150L72 151L73 153H71V151H68V150H72V149H71L72 146L70 147ZM78 145H80V146H78ZM81 145L84 146V147H86V148L82 147ZM85 145H86V146H85ZM167 145H169V144H167ZM8 146H9V147H8ZM10 146H11V147H10ZM13 146H14V147H13ZM26 146H27V147H26ZM40 146H41V147H40ZM66 146H68V148H69V147H70V148H69V149H68V148H63V147H66ZM151 146H152V147H151ZM153 146H154V147H153ZM169 146H170V145H169ZM25 147H26V148H25ZM29 147H30V149H29ZM44 147H45L46 149H45ZM56 147H57V148H56ZM58 147H59V149H58ZM78 147H79V148H78ZM87 147H88L89 149H88ZM92 147H91V149H92ZM112 147H113L114 149H112ZM122 147H126L125 150L122 149ZM160 147H161V149H160ZM191 147H192V146H190V148H191ZM212 147H213L214 149H213ZM218 147H219V146H218ZM224 147H225V146H224ZM23 148H24V149H23ZM42 148H44V149L42 150ZM48 148H49V150H47ZM60 148H61V149H60ZM81 148H83V150L86 151V152H84ZM94 148H93V149H94ZM138 148H139V150H138ZM141 148H142V149H141ZM149 148H150V149H149ZM154 148H155V149H154ZM157 148H158V149H157ZM165 148H166V149H165ZM176 148L178 149V151H177ZM11 149H12L13 152L11 151ZM13 149H14V150L17 149V150H15V152H14ZM22 149H23V150H22ZM35 149H36V150H35ZM50 149H51V150H50ZM62 149H65V150L68 149V150L65 151V150H62ZM78 149H80L85 155H83V153H82L80 150H78ZM85 149H86V150H85ZM96 149H99V151L96 150ZM118 149H121V150H118ZM130 149H132V151H130ZM171 149H172V150H175V152L172 151V152H174V153H172V152H171ZM196 149H197V150H196ZM209 149H210V150H209ZM212 149H213L215 152H216L217 150L219 151V152L217 153V156L219 155V157H220L221 159H220V158H217L216 154L213 153L214 151H213ZM215 149H216V150H215ZM227 149H228V150H227ZM3 150H4V151H3ZM9 150H10V151H9ZM18 150H19V151H18ZM34 150H35V152H34ZM46 150H47V151H46ZM89 150H90L91 153H96V152H97V153L99 152V153H98V155H97V154H91V155H90V154H89ZM105 150H107V151H105ZM122 150H123V151H122ZM137 150H138V151H137ZM140 150H141V152H139ZM145 150H146V151L149 150V151L146 152ZM152 150H153V151H152ZM156 150H158V151L156 152ZM164 150H165V151H164ZM32 151H33V152H32ZM48 151H49V152L51 151L52 153H51V152L48 153ZM101 151H102V153H101L102 157H103V156H107L108 153L111 154V155L108 154V156H109V157H112V158H114L115 156H119L120 154H122V156L120 155L121 157L119 156L118 158L115 157V158H114L115 161H117L118 159H119V160H118L117 162H114V165H113V161H114V159L112 160V163L110 164L111 161H109V160H111V159H110L108 156L106 157V160L109 158L107 161L105 160V157L102 158V157L100 156V152H101ZM103 151H105L104 154H103ZM108 151H109V152H108ZM110 151H112V153H111ZM118 151H119V153H116V152H118ZM121 151H122L123 153H122ZM125 151H126V153H125ZM144 151H145L144 154H147V155L142 154ZM195 151H197V152H195ZM220 151H222V152L220 153ZM29 152H30L31 154H30ZM46 152H47V153H46ZM54 152H55L56 154H54ZM60 152H61V154L64 153V154H62V155H63V156L65 155V157H63L65 160H64L63 158H61L62 155H60V154H59V158H58L57 154L60 153ZM67 152H68V153H67ZM76 152H77V154H76ZM87 152H88L89 156H86V155H87V154H86ZM120 152H121V153H120ZM128 152H130V153H128ZM162 152H163V153H162ZM176 152H179V154H177ZM6 153H7V154H6ZM10 153H11V154L14 153V154H13L14 156L12 155V158L15 157V159L17 158V160H18V159H19V160L17 161V160H13L12 158H10V157H11V154H10ZM20 153H21V154H20ZM79 153H80V154H79ZM114 153H115L116 155H115ZM124 153H125L126 155H125ZM136 153H138V155H136ZM139 153H140V155H139ZM150 153H151L152 155H151ZM156 153H157L156 156H158L160 153L162 154V155H159V156H158L159 158L157 157V159H158L159 161H158L156 158H154V157H156V156H155ZM158 153H159V154H158ZM165 153L167 154V156H166ZM175 153H176V154H175ZM180 153L183 155V157L185 156V157L190 158V160L187 159V160L189 161V162H187L188 164L185 162V164L187 165V167H185L186 165L183 163V162L185 161L186 158H185V157L183 158V157L181 156L182 161H181V158H178V157H180L179 155H181ZM212 153H213V154H212ZM219 153H220V154H219ZM4 154H5V155H4ZM17 154L22 155L21 158H20L19 155H18V157H17ZM67 154H68V155H67ZM69 154H71V155L73 154V155H72L73 157H72L71 155H69ZM113 154H114V155H113ZM123 154H124V155H123ZM163 154L165 155V157L163 156ZM170 154H171V155H170ZM9 155H10V156H9ZM23 155H24V156H23ZM33 155H35L36 157H34ZM38 155H39V156H38ZM46 155H47V156L49 155V156H51V157H47ZM53 155H55V156H53ZM66 155L68 156V158H69L70 161L68 160V158H67V161H66V157H67ZM75 155H77V156H76V157H77L76 160L80 162V163L77 162L78 164L75 163L76 160H75V162L73 161V158H74ZM78 155H79V156H78ZM93 155H97V158H96V156H93ZM132 155H133V156H132ZM134 155H136V156L134 157ZM142 155H143V158H142L143 160L140 159ZM169 155H170L171 157H169ZM172 155H173V157H172ZM174 155H175V156L177 155V157H174ZM210 155H211V158H210ZM212 155H214L213 158H212ZM7 156H9V157H7ZM32 156H33V157H32ZM37 156L39 157V159H38ZM52 156H53V157H52ZM56 156H57V157H56ZM81 156H83V157H82L83 160H82V158H81L80 160L78 159V158H80ZM98 156H100V157H99L100 160H98V159H99ZM125 156H126L127 158H124ZM144 156H145V158H144ZM147 156H148V157H147ZM153 156H154V157H153ZM160 156H161V157H160ZM162 156H163L164 158H162ZM202 156H203V155H202ZM1 157H3V158H1ZM6 157L12 159L14 165H13V163H12V160L10 161V159H7ZM23 157H24V158H23ZM40 157H42L43 159H41ZM71 157H72V158H71ZM76 157H75V158H76ZM84 157H86V159H85ZM151 157H152V158H151ZM198 157H201V158H198ZM222 157H224V155H222ZM226 157H225V158H226ZM241 157L243 158V156H241ZM28 158H29V159H28ZM30 158H31V159H30ZM33 158H34V159H33ZM54 158H55L57 161H56ZM75 158H74V159H75ZM88 158H89V160H90L91 158L94 159V161H93V159L90 160V161L92 162V165H90L91 162L88 160ZM116 158H117V159H116ZM121 158H122V159H121ZM123 158H124V159H123ZM130 158H132V162H133V163L131 162V159H130ZM153 158H154V159H153ZM166 158H167V159H166ZM168 158H170V159H171V158H172V159L177 158V160H179V161H177L176 159H175V160H172V163H174V164L172 165L170 159L168 160ZM192 158H193V159H192ZM203 158H204V157H203ZM234 158H235V157H234ZM3 159H4V161H3ZM27 159H28V162L26 161ZM71 159H72V160H71ZM134 159H136V160H134ZM150 159L153 160V161L151 162V164L153 163L152 165L150 164V161H151ZM155 159H156V160H155ZM194 159H195V160H194ZM210 159H211L212 161H211ZM213 159H214V160H213ZM217 159H218V161H217ZM219 159H220V162H219ZM33 160H34V161H33ZM52 160H53L54 162H53ZM84 160H86V161L88 160V163H89V164L87 163V165H88V167H89V168L87 167L88 169L84 167V166L86 165V161H84ZM95 160H97V163L100 161L99 164H101V166H102V164H104V165H106V166L109 165L110 167H106V166H104V165L101 167V166L98 165V164L96 165V161H95ZM101 160H102V161H101ZM161 160H162L163 162H165V163L162 164V161H161ZM187 160H186V161H187ZM192 160H194V161H192ZM196 160H199V161L196 163V162H195ZM260 160H261V161H264V159H261V157H260L258 160L256 159L255 161H258V162H260V164H261L262 162H261ZM6 161H8V162H6ZM14 161H15V162H14ZM16 161L18 162L19 165L16 164V163H17ZM38 161H41V162H40L41 164H42V163H46V164H43V167H45V165H48V163H49V164L51 163V166H50V167L48 166V168H47V166H46V169H47V171H46L45 168L42 169V167H41L42 165H41V164H38V163H39ZM55 161H56V163H55ZM60 161H64V163H63V162H60ZM65 161H66V163H65ZM68 161H69V162H68ZM71 161L73 162V164L71 163ZM81 161H82V162L84 161L85 164L82 165V164H81V163H82ZM120 161L123 162L124 165L126 164V165L124 166V169L127 167L126 174L128 173V176H127L126 174H124L125 171H123V166L120 165V164H123V163H121ZM135 161H137L138 163H136ZM141 161H142V162H141ZM144 161H145V162H144ZM156 161H157V162H156ZM173 161H174V162H173ZM190 161H191V162H190ZM227 161H228L229 163H227ZM10 162H11L12 164H10ZM24 162H25V163H24ZM31 162H32V163H31ZM34 162H36V164H35ZM67 162L70 163V164H67ZM84 162H83V163H84ZM94 162H95V163H94ZM143 162H144V163H143ZM154 162L157 163V165L154 164ZM158 162H159V163H158ZM166 162H167V163H166ZM175 162H176V165H175ZM181 162H182V163H181ZM192 162H195V163L197 164V166H196V165L194 166L193 164H195V163H192ZM199 162H201V165H199V166H202V165L204 164L203 166H205V167H203V168H205V169H203L202 167L197 168ZM1 163H2V164H1ZM6 163H7L8 165H7ZM21 163H23V164H21ZM54 163H55L56 165H55ZM74 163H75V164H74ZM93 163H94V164H93ZM115 163H116V164H115ZM117 163H118L120 166H122V168L120 167V169H121V171H122L121 173L116 172V171H118V169H119V168H118L119 166H118ZM127 163H129V164H127ZM140 163H141V167H142V169H143V167H144L143 170L141 169V167L139 168V166H140L139 164H140ZM146 163H148V165H149L150 167H149L148 165L146 166ZM178 163H179L180 165H179ZM206 163H207L209 166H206V165H207ZM223 163H225V164L223 165ZM5 164H6V165H5ZM9 164H10V166H9ZM15 164H16V165H15ZM24 164H25V166H22V165H24ZM29 164H31V166H29ZM33 164H34V165H33ZM52 164H53L54 166H53ZM71 164H72L73 166H72ZM136 164L139 165V166L137 167ZM142 164H143L144 166H142ZM169 164L172 165V168L174 167V172L170 171V170H173V169L171 168V165H169ZM177 164H178V165H177ZM199 164H200V163H199ZM231 164H232V167H231ZM239 164H240V163H239ZM3 165H4V166H3ZM32 165H33V166H32ZM40 165H41V166H40ZM58 165H59L60 168L58 167ZM60 165H62V166L64 165L63 168H62V166H60ZM70 165H71V166H70ZM75 165H76V166H75ZM78 165H79V167H80V165H81V167L79 168ZM89 165L92 166V168H91ZM94 165H95V166H94ZM130 165H131V166H130ZM135 165H136V166H135ZM161 165H162V169L160 170V168H161L160 166H161ZM163 165H164V167H163ZM165 165H167V166H166V170H165ZM174 165H175V166H174ZM181 165H182V166H181ZM184 165H185V166H184ZM225 165H226V166H225ZM7 166H8L9 168H8ZM16 166H17V167H16ZM26 166H27V167H26ZM74 166H75V167H74ZM113 166H114V167H113ZM115 166H116V167H115ZM151 166H152L153 168H152ZM189 166H190V167H189ZM192 166H193V167H192ZM228 166H229V167H228ZM257 166H258V165H257ZM5 167H6V168H5ZM13 167H14V168H13ZM18 167H19V168H18ZM22 167H25L24 170H25L26 173H25V172L22 173V171H24ZM32 167H33L34 169L36 168V169L34 170V172H33V168H32ZM57 167H58L59 169H61V170L57 169ZM64 167H65V170H64ZM66 167H67V168H66ZM69 167H71V168H69ZM72 167H73V168H76V167H77L76 169H78V168H79V169H78V170H75V169H73ZM93 167H94L95 170L93 169ZM99 167H100L101 170L98 169L99 172H97L96 170H97V168H99ZM103 167H104V168H103ZM129 167H130V168H129ZM134 167H136V170H137V171L135 170ZM156 167H157V168H156ZM167 167H168V168H167ZM176 167H177L178 170L176 169ZM180 167H181V168H180ZM188 167H189L190 169H192V172L188 171V170H190ZM195 167H196L197 169H194ZM206 167H207V168H206ZM208 167H210V168H208ZM219 167H220V168H219ZM31 168H32V170H31ZM49 168H50V169H49ZM83 168H85L86 170H84ZM106 168H107V169H110V171H111V168H112V171H111L112 173H110V174H111V175H110V178L108 177V174H109L110 171L107 170ZM113 168H114V169H115V168H116V169L118 168V169H117V170L115 169V170H116V171H115ZM132 168H134V169H132ZM137 168H139V169H137ZM155 168H156V169H155ZM163 168H164V169H163ZM179 168H180V169H179ZM223 168H224V170H223ZM231 168H232V170H231ZM233 168H234V170L236 169L237 171H233ZM243 168H245V166H244ZM243 168H242V169H243ZM5 169H7V171H6ZM9 169H10V170H9ZM27 169H29L30 171L28 172ZM38 169H39V171L41 170V171H40L41 174H40V173L38 174V171H37ZM48 169H49V170H48ZM67 169H68V170H67ZM90 169H92V171H91ZM104 169H106V170L104 171ZM140 169H141L142 171H141ZM147 169H148V170H149V169H150V170L152 169V170H151L152 174H151L150 171L148 172ZM167 169H168V170L170 169V170L167 171ZM181 169H182V170L184 169L182 173L180 172V171H182ZM187 169H188V170H187ZM199 169H201V170H199ZM219 169H221V170H219ZM228 169H229L230 172L228 171ZM14 170L17 171L18 173H19V171H20L19 175L16 174V172H15ZM63 170L66 171V172H64V174H63ZM69 170H70V171H69ZM72 170H73L74 172H73ZM81 170H82L83 172H82ZM102 170H103V171H102ZM128 170H129V171L131 170V171H130L131 173L128 172ZM145 170H146V171H145ZM157 170H159L160 173H159V171H157ZM175 170H177V171H175ZM179 170H180V171H179ZM186 170H187V171H186ZM194 170H197V171L194 173ZM198 170H199V171H198ZM206 170H207V171H206ZM210 170H212V171L210 172ZM225 170H226V172L228 171V172H227L228 174L225 173ZM5 171H6V172H5ZM35 171H36V172H35ZM80 171L83 173V175L86 174L87 171H88V173H89V172H90V173H91V172L94 173V171H96L97 174H92V173H91L92 175H88V174H87V175H88V178H87V179H88L89 181H90V176H91V181L88 182V180L86 179L87 175H86V177H84L85 175H84V176H83V175L81 176V175H80V173H81ZM106 171H107V172H106ZM108 171H109V172H108ZM132 171H133V173H132ZM134 171H135V172H134ZM138 171H139L140 173H139ZM154 171H157L159 174H158L157 172H154ZM184 171H186V173H185ZM201 171H202V172H201ZM204 171H205V173H204ZM215 171H220V172L218 173V172H215ZM221 171H222V172H221ZM231 171H233V172H231ZM32 172H33V173H32ZM43 172H44V173H43ZM47 172H48L49 174L51 173L50 177H49V174H48ZM53 172H54V173H53ZM67 172H68V173H69V172H70V173L73 172L74 175H75V178H74V175H73V174H70V173L67 174ZM75 172H76L77 174H75ZM96 172H95V173H96ZM101 172H102V173H101ZM105 172H106L107 174H105ZM113 172H114V173H113ZM115 172L118 173V175H114ZM167 172H168V173H167ZM177 172H178V173H177ZM179 172H180V174H179ZM189 172H190V174H188ZM206 172H207L209 175H207ZM223 172H224L225 175L227 174L228 176H227V175H226V176H223ZM251 172L255 173V175H254L253 173H251ZM2 173H3V174H2ZM9 173H10V174H9ZM21 173H22V174H21ZM42 173H43V174H42ZM46 173L48 174V175H47L48 177H46ZM90 173H89V174H90ZM129 173H130V174H129ZM134 173H135V175L137 176V178H138L139 180L136 179V178H134V177H136V176H133ZM141 173H142V175H141ZM144 173H145V174H144ZM146 173H147V175L149 174L148 176H149L150 178L147 177ZM162 173H163V174H162ZM169 173H170V174H169ZM176 173H177V174H176ZM184 173H185V174H184ZM192 173H194V174H193L194 176H191ZM215 173L217 174V176H216V177H215V176L212 177L213 174L216 175ZM220 173L222 174V175H221V177H222L221 179H220V177H219ZM240 173H241L242 175H241ZM243 173H244V172H243ZM8 174H9V175H8ZM14 174H15V176H14ZM32 174H33V175H32ZM37 174L39 175V178H37V177H38ZM44 174H45V175H44ZM53 174H54V176H56L57 174H60V175L62 174L63 177H62V175H61V176L59 175L60 177L58 178V175H57L56 178H57V180L59 179L60 181H59V180H58V181H55V177L52 176ZM55 174H56V175H55ZM66 174H67L68 176H69V175H71V176L68 177ZM78 174L80 175V177H79L80 179L77 178L78 176H76V175H78ZM112 174H113V175H112ZM121 174H124V176L121 175ZM139 174H140V175H139ZM143 174H144V175H143ZM150 174H151L152 176H150ZM153 174H155V175H153ZM160 174H161V176H160ZM165 174H167V175H165ZM168 174H169V176H168ZM178 174H179V175H178ZM181 174H182V175L184 174V175H183L184 177H183V176H182L183 178L181 177L182 179H180V175H181ZM187 174H188V176H187ZM196 174H197V179H196V182H195V181H192V180L196 177V176H195ZM205 174H206V175H205ZM210 174H211L212 176H211V177H207V176H210ZM218 174H219V175H218ZM230 174H231V175H230ZM36 175H37V176H36ZM40 175H43L44 177H43V176H40ZM94 175H95V176H94ZM96 175H100L101 177L98 178V176H96ZM102 175H103V176L107 175V176H105L106 179L103 178ZM120 175L122 176L121 180H120ZM129 175L131 176V180H132V181H131V180H129V181L127 180V179H130V178H129V177H130ZM158 175H159V176H158ZM177 175H178L179 177H178ZM229 175H230V177H229ZM253 175H254V177H253ZM7 176H8V177H9V176H13V178H10V177L7 178ZM28 176H29V179H28ZM93 176H94V177H93ZM111 176H112V177H111ZM113 176H114V177H113ZM115 176H116V177H115ZM117 176H118V177H117ZM125 176H127V179H126ZM140 176H143V177H146V178H143V177H140ZM156 176H157V177H156ZM163 176H164V177H163ZM167 176H168L169 179H170V178H171V179L169 180V179L167 178ZM172 176L174 177V179H173ZM185 176H187L188 178H187V177L185 178ZM249 176H250L251 178H252V177H253V178L251 179ZM14 177H15V180H14ZM41 177H43L44 179H45V177H46V180H44V179L41 178ZM53 177H54V178H53ZM81 177H82V178H85V180L82 179ZM92 177H93V179H92ZM96 177H97V178H96ZM107 177H108V178H107ZM123 177H124V178H123ZM159 177H160V178H159ZM176 177H177V178H176ZM190 177L192 178L191 181H189ZM203 177H204L205 179H204ZM218 177H219V178H218ZM227 177H228V178H227ZM18 178H19V179H18ZM20 178H22V179H20ZM24 178H25V179H24ZM31 178H33V179L30 180ZM49 178H50V179H49ZM61 178H62V179H61ZM68 178H69V179L72 178L73 181L69 180ZM100 178H101V179H100ZM112 178H113V179H112ZM115 178H116V180H115ZM117 178H118L119 186H118V183H117ZM133 178H134V179H133ZM147 178H148V179H152V178H153V180L156 179V182H158V183H155V185H154L153 180H148ZM163 178H166V179L161 180V179H163ZM206 178H207V180H208L207 182H206ZM211 178H212V180H210ZM215 178L219 179L220 181L218 180V181L215 183V181L217 180V179L215 180ZM235 178H236V177H235ZM255 178H256V177H255ZM258 178H259V177L256 178V181L259 180ZM7 179H8V180H11V181H8ZM16 179H17V180H21V183H20V181H19V182H16ZM34 179H37V180H38V179H40V180L43 179L44 181L42 180L43 182H42V181L40 182V180H39V182H40V183H39L37 180H35L36 183H39V184H35V183H34ZM47 179H48V181H47ZM65 179H66L68 185H67ZM67 179H68L69 181H68ZM75 179H76V180L79 179V180H82V181L84 180L85 182H86V180H87V182L84 183V181H83V182H82V181H79V180L76 181ZM95 179H96V180H95ZM97 179H98L99 181H101V182H97V183H96ZM103 179H104V182H105V183L103 182ZM140 179H141V180H140ZM177 179H178V180L180 179V180H179L180 182H181V180L184 181L185 179H188V180H185L184 182L188 181V183H189L190 186H192V184H193V188H192V187H189L188 183H183V182H181V184H180V182L177 181ZM183 179H184V180H183ZM213 179H214V182H213ZM224 179H225V180H224ZM229 179H230V180H229ZM28 180H29V181H28ZM51 180H52V183H53V184L56 183V185H55V184H54V185L51 184V183H50ZM53 180H54V181H53ZM61 180H62V181L64 180L65 182L63 181V182H64V183H63ZM92 180H93V182H92ZM94 180H95V181H94ZM105 180H108V183H106L107 181H105ZM119 180H120V182H119ZM123 180H124V181H123ZM146 180H147V182H145ZM160 180H161V181H160ZM171 180H172V182H171ZM173 180H174V181H173ZM194 180H195V179H194ZM202 180H203V181H202ZM223 180H224V183H223ZM227 180H228V182H231V181H232V182H231V186H230V183L228 184ZM6 181H8V185H9V186L12 185L11 187H12V188L14 187V188L12 189L11 187L7 186V184L4 185V183H5ZM14 181H15V182H14ZM23 181H24L26 184L23 183ZM26 181H27V182H26ZM45 181H46V183L48 184V188H47V184L44 183ZM78 181H79L80 183H79V184L76 183V184H78L79 187H80L81 185H83V186H81V189H80V192H81V193H80L79 190H78L79 193H78V196H77V194H76V193H77L76 190L79 189V187L76 189V187H77L78 185L76 186L74 183H75V182H78ZM111 181H113V182H111ZM115 181H116V182H115ZM125 181H126V182L128 181V182L126 183V184H129V185H127L128 188H127V186H126L125 184H122V183L125 182ZM130 181H131L132 183H131ZM134 181H135V183H134ZM138 181H139V182H138ZM140 181H144V182H145V186H144V187H146L145 189H144V187H143L144 182L141 184ZM148 181H149V182H152L153 184L150 183V184H151V185H150ZM159 181L162 182L161 184H162L163 186L159 184V183H160ZM169 181H170V182H169ZM9 182H10L11 184H10ZM31 182H32V183H31ZM48 182H49V183H48ZM70 182H71V184H70ZM121 182H122V183H121ZM136 182H137V183H136ZM154 182H155V181H154ZM163 182H166V184H167V183H168V184L166 185V184L164 183V184H165V185H164ZM190 182H191V183H190ZM203 182H205V184H206V183H207V184L205 185V184H203ZM209 182H210V183H209ZM218 182L221 183V185L223 186V187L221 186L222 188L219 187V186L217 185V184H219ZM22 183H23V184H22ZM33 183H34V184H33ZM41 183H42V184H41ZM57 183H59V184L61 183V184H60V185H61L60 188H59V186H58L59 184H57ZM72 183L75 185V187L72 185ZM90 183H91V184H90ZM94 183H95V184H94ZM98 183H101V184H102V185L99 184V187H101V186L103 187V184H104V186L107 187V189H106L105 187H103V188H94L95 186H98ZM111 183H113V185H112ZM115 183H117V184H115ZM200 183H202V184H201L202 186L200 185ZM212 183H213L214 185H212ZM246 183H248V182H246ZM16 184H18L17 187H16ZM20 184H21V185H20ZM32 184H33V186H34V189H33L32 186H30V185H32ZM40 184H41V185H40ZM50 184H51V185H50ZM63 184H66L67 187H70V188H67V189H66V186L64 185V186H65L64 188H65V190L67 191V193H66V191L64 190V188H62ZM92 184L95 185V186H93L94 189L90 188V186H91ZM114 184H115V185H114ZM120 184H122V186H121ZM130 184H131V185H130ZM158 184H159V185H158ZM169 184H170V185H169ZM183 184H184V185H183ZM186 184H187L188 186H186ZM194 184H195V185H194ZM196 184H197V185H196ZM198 184H199L200 186H198ZM232 184H233V185H232ZM234 184H235V187H233ZM248 184H249V183H248ZM13 185H15V186H13ZM24 185H25L26 187H24ZM39 185H40V186H39ZM42 185H43V186L46 185V186L43 187ZM70 185H71V186H70ZM85 185H86V186H85ZM109 185H111V186H109ZM137 185H139V186H137ZM149 185H150V187H149ZM152 185H154V186H152ZM156 185L159 186V187L155 188ZM168 185H169V186H168ZM207 185H208V186H207ZM210 185H211L212 187H211ZM215 185H217V186H215ZM219 185H220V184H219ZM228 185H229V189L227 188ZM243 185H244V184H243ZM22 186H23L24 188H23ZM49 186H51V187H49ZM56 186H58V188H57ZM72 186H73V187H72ZM84 186H85V187H84ZM108 186H109L110 188H108ZM115 186H116V187H115ZM120 186H121V187H120ZM124 186H125L126 188H125ZM140 186H142V187L140 188ZM147 186H148V187H147ZM181 186H182V187H181ZM184 186H185V187H184ZM197 186H198V187H197ZM209 186H210V187H209ZM214 186H215L216 188H220L219 191L222 190V189H224V188L227 186V187H226L227 189L223 190L224 193H226L225 191H227V194L229 193V195L232 196L231 199L235 200V201L238 202L239 204H240V203L242 202V200L244 199V200H243V203H241V205H242L241 207H242V208H241L240 206H238V205H237V206H238V207H237L238 210H237V208H232V206H229V205H228V208H227V204L225 205V202H224V201H226L225 199H227V198H226V195H225V194L223 195V192H222V194H221V192L219 193V191H216V194H217L216 198H217V200L213 203V201L215 200V197H214V198H211V196L209 197V194H210V193H208V191H209V189L215 188ZM224 186H225V187H224ZM236 186H237L238 188H237ZM15 187H16V189L19 188L20 190H19V189H18V190H15ZM21 187H22L23 189H22ZM41 187H43V188H41ZM88 187H89V188H88ZM112 187H115V188H117V189L122 188V189L120 190V191H121V192H120L121 195H120V193H119V190H117V194H116L115 188H112ZM123 187H124V188H123ZM134 187H135L134 190H135L136 193H137L136 196H135V193H134L135 191L132 190V188H134ZM151 187H152V189L155 188L156 191L153 189L155 194L153 193ZM162 187L165 188L164 191H163V188H162ZM166 187H167V188H166ZM180 187H181V188H180ZM183 187H184V188H188V187H189L190 189H188V190H190V191H188V190H184ZM204 187H206L207 189H206V188L204 189ZM232 187H233V188H232ZM6 188H7V189H6ZM8 188H11V190H9ZM53 188H55V189H53ZM71 188H74V189H71ZM85 188H87V189H86V190H83V189H85ZM129 188H130V189H129ZM147 188H149V190H148ZM158 188H159V189H158ZM161 188H162V189H161ZM191 188H192V189H191ZM196 188H198V189H196ZM216 188H215V189H216ZM21 189H22V190H21ZM47 189H49V190H52V189H53V191H50V192H49ZM58 189H59V190H58ZM68 189H71V190H69V191L72 192V193H74L76 196H75L74 194L71 195L72 193L69 194ZM88 189H91L92 191L90 190L89 192H87ZM96 189H97V190H96ZM123 189L126 190V191H124ZM128 189H129V190H128ZM150 189H151V191H150ZM160 189H161V191H160ZM194 189L197 190V191L195 190V193H196V194L194 193ZM232 189H234V190H232ZM237 189H239V190H237ZM2 190H3V191H2ZM8 190H9V192H10V191H12V192H11V193H8ZM14 190H15V191H14ZM54 190H55V191L57 190L56 192H57L58 194H57ZM82 190L84 191V194L82 193ZM109 190H111V191H109ZM131 190L134 191V192H132ZM206 190H207V191H206ZM235 190H236V191H235ZM13 191H14V192H13ZM17 191H18V192H17ZM58 191H60V192H58ZM61 191H62V192L64 191V192L62 193ZM85 191H86V192H85ZM97 191H98V192H97ZM123 191H124V193H123ZM137 191H138L139 193L141 192L140 194H142V195H140ZM142 191H146L147 193H146V192H142ZM181 191L183 192L184 195H182V192H181ZM186 191H188V192H186ZM192 191H193V192H192ZM200 191H202V192H200ZM204 191H205L206 193H205ZM229 191H231V192H229ZM233 191H235V192H233ZM238 191H240L239 193H240V195L242 194V196H239ZM6 192H7V194H6ZM52 192H53V193H52ZM92 192H93V193H92ZM99 192H101V193H99ZM113 192H114V194H111V193H113ZM131 192H132V193H131ZM148 192H150V194H149ZM159 192H161V193H159ZM185 192H186V193H185ZM189 192H190V193H189ZM199 192H200V193H199ZM51 193H52V194H51ZM60 193H61V194H60ZM87 193H88V194H87ZM97 193H99L100 195L102 194V196H98L99 194H97ZM103 193L106 194V195H104ZM157 193H159V194H157ZM162 193H163V194H162ZM164 193H165V195H164ZM178 193H180L181 195L179 194V196H178V195H177ZM236 193H237V194H236ZM243 193H244V195H245L246 197L249 196V197H247V198H251V199H247V198L243 195ZM249 193H250V194H249ZM5 194H6V196H4ZM10 194H11V195H10ZM20 194H21V195H20ZM47 194H48V196H47ZM62 194H65V195H62ZM67 194H68V195H71V197H69ZM82 194H83L84 196H83ZM118 194H119L120 196H119ZM130 194H131V195H130ZM152 194H154V195H152ZM160 194H162V195H160ZM170 194H171V195H170ZM203 194H205V196L208 198V200L203 201V199L205 200V198H204L205 196H203ZM219 194H221V195L218 196ZM231 194H233L234 196L231 195ZM247 194H248V195H247ZM53 195H54L57 199H56L55 197H53ZM56 195H57L58 197H62V198L60 199V198H58ZM81 195H82V196H81ZM94 195H95V196H94ZM103 195H104V198H103ZM109 195H110V196H109ZM114 195H115V197H114ZM122 195H123V196H122ZM125 195H126V196H125ZM127 195H128V196H127ZM168 195H169V196H168ZM186 195H188V196H186ZM194 195L192 196L193 198L191 197L190 200L187 199L188 202H186V201H185V202H186V203H190V201H191L192 199H193V203H194V200H195V202L198 201L199 199H198L197 197L195 198ZM207 195H208V196H207ZM237 195H238V196H237ZM1 196H2V197H1ZM20 196H21V197H20ZM51 196H52V197H51ZM74 196H75V197H74ZM79 196H80V197H79ZM88 196H89V197H88ZM93 196H94V197H93ZM97 196H98L99 198H98ZM105 196H106V197H105ZM118 196L121 197V198H119ZM152 196H153V197H152ZM182 196H183V197H182ZM223 196H224V197H223ZM236 196L239 197V199H238ZM252 196H254V198H253ZM67 197H69V198H70L69 200H71V201H69ZM72 197H74L75 200H74V198H72ZM76 197H77V198H80V199H83V198L86 199V198H87L86 201L88 200V202H87V203H82V202H80L79 204H82L81 207H80L79 204H78V202L81 201V200H80V199H76ZM96 197H97V198H96ZM110 197H114V198H110ZM142 197H143L144 199H143ZM147 197H148L149 199H148ZM158 197H159L160 199H158ZM218 197H219V198H218ZM220 197H221V198H222V197L225 198V199L222 198V199H223L222 202L224 203V205L221 204V202H218V201L221 199ZM233 197H235L236 199L233 198ZM255 197H256V198H255ZM257 197H258V198H257ZM54 198L56 199L57 202H55V199H54ZM65 198H67V199H65ZM71 198H72V199H71ZM109 198H110V199H109ZM116 198H117V200H115ZM122 198H123V199H122ZM124 198H126V199H124ZM132 198H133L134 200H133ZM151 198H152V199H151ZM181 198H182L183 200H182ZM194 198H195V199H194ZM207 198H206V199H207ZM245 198H246L248 201H246ZM36 199H37V198H36ZM41 199H42V200H41ZM91 199H92V201H91ZM96 199H98V200L101 199V200H100V201H97ZM111 199H112V200H111ZM113 199H114V200H113ZM140 199H141V201H140ZM142 199H143V200H142ZM210 199H211V200H210ZM218 199H219V200H218ZM254 199H255V200H254ZM257 199H259V200H257ZM31 200H33V199H31ZM37 200H38V199H37ZM43 200H44V201H43ZM62 200H65L66 202H68V204H69L71 207H74V209H73V208H72V209L69 208V207H70V206H69V207H67V210H65V207H61V206H63V205H61V204H64V206H67L68 204L66 203V205H65L64 201H62ZM67 200H68V201H67ZM72 200H73L74 202L77 201V202H75V203L78 204L77 209L75 208V206H76L77 204L75 205L74 202H73ZM78 200H79V201H78ZM94 200H96V201H94ZM118 200H120V201H118ZM237 200H238V201H237ZM249 200H250V201H249ZM252 200H253V201H252ZM12 201H13V202H12ZM17 201H18V202H17ZM82 201L84 202V200H82ZM86 201H85V202H86ZM107 201H108V202H107ZM110 201H111V202H110ZM112 201H113V202H112ZM114 201H118V203H117V202H114ZM138 201H139V202H138ZM150 201H151V203H150ZM152 201H153V202H152ZM157 201H158V202H157ZM240 201H241V202H240ZM244 201L246 202V205H245V206H244V204H245ZM256 201H257V202H256ZM258 201H259V202H258ZM50 202H51V203L53 202L52 204H55V203H56V204L53 206L54 208H51L53 211H52L51 209H49L50 207L48 208V206H51V207H52V205L50 204ZM155 202H156V203H155ZM207 202H208V203H207ZM252 202H254V203H252ZM3 203H4V204H3ZM58 203H59V204H58ZM71 203H73V204H71ZM89 203H91V205H90ZM93 203H94V205H93ZM152 203L156 204V206H155V205H151ZM191 203H192V201H191ZM210 203H212V204H214V205L212 206ZM226 203H227V202H226ZM49 204H50V205H49ZM83 204H84V206H85V204H86V207H82ZM206 204H207V205H206ZM220 204H221V205H220ZM249 204H250V205H249ZM261 204H262V206H261ZM2 205H6V203H5V199H4V200L2 199V200L0 201V206L2 207ZM7 205H8V204H7ZM191 205L194 206V207L197 206V205H195V203H194V204H191ZM191 205H188V206H191ZM56 206L58 207V209H56V208H57ZM91 206H92V209H91ZM152 206H153V208H152ZM160 206H161V204H160ZM218 206H219V207H218ZM246 206H247V208H245ZM249 206H251V207H249ZM259 206H258V208H259ZM78 207L81 208V211H80V209L78 210ZM149 207H150V208H149ZM156 207H157V210H156ZM166 207H167V206H166ZM204 207H203V206H202V207H198V206H197V207H195L196 209L193 208V209H192L193 214H195V212L197 211L198 213L202 212L201 214H199L200 217H201V215L203 214V212H204V215H206V213H205L206 210H205ZM222 207L225 208V209H224V208H223V209H224V211L227 212V213H225V212L223 211ZM248 207H249V208H248ZM14 208H15V210H14ZM28 208H29V209H28ZM39 208H40V209H39ZM88 208H89V210H88ZM200 208H201V209H204V210H200V211H199ZM239 208H240L241 211H243L242 213H241V212H240V213L237 212V211H239ZM243 208H244L245 210H246V209H249V210L244 211ZM256 208H257V207H256ZM25 209H26V210H25ZM37 209H38V210H37ZM54 209H55L56 211L58 210L59 212H58V211L56 212ZM68 209H69V210H68ZM86 209H87V210H86ZM90 209H91V210H90ZM229 209H230V210H229ZM242 209H243V210H242ZM251 209H252V211H253V209H254L253 212H255V213H253V212L251 211ZM9 210H13V211L17 212V213L13 212L12 216H14V217H18L17 219L22 220V221H19V220H18V221H19V222H22L23 225L25 224V225L27 226V228L24 227L23 225H19L18 223L15 224L16 222H15V223H9V222H8V217L10 218V216H7V215H8V212H6V211H9ZM30 210H34V211H33V212H30ZM41 210H43V212L45 211L46 214H45V212H44V213H41V212H42ZM50 210L52 211V213L49 212ZM60 210H62L63 212L60 211ZM113 210H114V211H113ZM113 210H112V208H111L110 210H109V209H108V210H105V212L107 211V213H109V214H114V212H120V211H118V209H117V210L113 209ZM151 210H150V211H151ZM159 210H161V212H160ZM231 210H232V213H233L234 210H237L236 213H235V211H234V213H233V216H235V217H233L232 215H230V214H232V213H231ZM260 210L263 211V209H260ZM21 211H22V212H21ZM23 211H28L29 214H28V212H23ZM39 211H40V212H39ZM67 211H68V213H66ZM153 211H151V212H153ZM218 211H217V212H218ZM247 211L249 212L248 214H247ZM250 211H251V212H250ZM37 212H38V213H37ZM47 212H49V213H47ZM85 212H88V213H85ZM90 212H91V213H90ZM93 212H94V211H93ZM151 212H150V213H151ZM197 212H196V213H197ZM222 212H224L225 214L223 213V215H222ZM228 212H230V213L228 214ZM39 213H40V214H39ZM54 213H55V214H54ZM73 213L70 212V215H73ZM95 213H96V212H95ZM163 213H164V212H163ZM181 213H182V212H181ZM243 213H244V214H243ZM252 213H253V215L250 216V214H252ZM14 214H15V215H14ZM17 214H18V215H17ZM19 214H20V215H19ZM21 214L24 215V217H26V215H27V216L29 215V217H27V219H26V218H24V217H21V216H22ZM25 214H26V215H25ZM43 214H44V215H43ZM49 214H51V216H50ZM151 214H152V213H151ZM182 214H183V213H182ZM226 214H227V215H226ZM238 214H239L240 216H239ZM246 214H247V215H246ZM2 215H4L5 217L2 216ZM16 215H17V216H16ZM40 215L43 216V219H42V217H40ZM45 215H46V216H45ZM48 215H49V216H48ZM196 215H197V214H196ZM199 215H197V216H199ZM204 215H202V218H204ZM218 215H219V214H218ZM218 215H216V217H217ZM236 215H237V216H236ZM242 215H243V216H242ZM244 215H246L247 217L250 216L251 218H249V217H248V218L251 219V220L248 221V218H247L246 216H244ZM56 216H57V215H56ZM226 216H227V217H226ZM231 216H232V218H231ZM1 217H2V218H1ZM19 217H21V218H19ZM32 217H33V216H32ZM35 217H33V220H34ZM52 217H53V218H52ZM219 217H217V218H219ZM236 217H237V218H236ZM238 217H239V218H238ZM241 217H243L244 220H243V218H241ZM252 217H253V218H252ZM3 218H4V219H3ZM6 218H7V219H6ZM40 218H41V219H40ZM235 218H236L237 220H238V219H241V220H243V221L240 220V221L236 222V219H235ZM254 218H255V221H254ZM38 219H37V217H36V219H35L36 222H35V223H38V224H39ZM3 220H4V221H3ZM49 220H48V221H49ZM245 220H246V222H245ZM6 221H7V222H6ZM23 221H24V222H23ZM220 221H222V220H220ZM226 222H225V223H226ZM239 222H241V223H239ZM243 222H245V223L247 224V226H246L245 223L243 224ZM248 222H250V223L252 224V227H253L254 225L256 226V222H257V224L259 223V224H258L259 227L257 226L258 228H256V227L254 226V228L252 229L251 224L248 223ZM254 222H255V223H254ZM6 223H8V224L6 225ZM46 223H47V222H46ZM236 223H237V224H236ZM261 223H262V224H261ZM41 224L43 225V223H41ZM41 224H40V226H41ZM242 224H243L245 227H244ZM253 224H254V225H253ZM240 225H242V227H243V228L241 227L242 230L240 229ZM260 225H261V226H260ZM12 226H13V227H12ZM43 227L45 228L46 226L43 225ZM43 227H42V228H43ZM248 227H251L250 230H249L250 232H249L248 234H247V233L242 234L241 232H243V230H244L245 232H248V229H249ZM23 228H24L25 231L23 230ZM44 228H43V229H44ZM228 228H231V229H230L231 232L229 231ZM245 228L247 229V231L245 230ZM43 229H42V230H43ZM236 229H237V230H236ZM251 229H252V230H251ZM234 230H236V231H238V232L235 231V232H236V234H235V233H234ZM23 231H24V232H23ZM27 231H29V232H27ZM229 232L232 233V235H231ZM28 233H29V235L27 236ZM229 234H230L231 236H230ZM233 234H234L235 236H234ZM239 234H240V235H239ZM241 234H242V235H241ZM228 235H229V236H228ZM238 235H239V236H238ZM243 235H245V236L242 237ZM26 236H27V237H26ZM222 236H223V239L221 238ZM236 236H237V237H236ZM224 237H226V239H225ZM228 237H229V238H228ZM231 237H232V238H231ZM234 237H235V240H236V239H238V240L235 241V240L233 239ZM241 238H242V239H241ZM229 239H232V240H229ZM28 240H29V239H28ZM28 240H26L25 244L28 243V242H27ZM223 240H224V241H223ZM18 244H20V243H18ZM233 244H234V245H233ZM20 246L23 247V246H25V245H23V244L21 245V244H20ZM21 249H23V248H21ZM205 251H206V252H205Z\"/></svg>","mask_w":264,"mask_h":264}]
</instances>
